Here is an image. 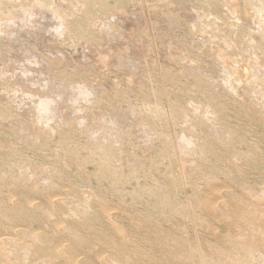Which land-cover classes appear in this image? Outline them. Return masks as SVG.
<instances>
[{
    "label": "bare ground",
    "instance_id": "1",
    "mask_svg": "<svg viewBox=\"0 0 264 264\" xmlns=\"http://www.w3.org/2000/svg\"><path fill=\"white\" fill-rule=\"evenodd\" d=\"M54 1V0H53ZM65 1V0H64ZM63 1V2H64ZM71 3L73 2V4H74V1H71V0H69ZM68 1V2H69ZM77 1V0H76ZM75 1V2H76ZM110 1L111 0H80L79 2L81 3V4H78V5H82V11L81 10H77V9H75L76 11H77V13L78 12H80L79 13V15H77V13H74L75 12V10L72 12L71 10H73L74 8H73V4H71L70 3V5L72 6L71 8V10H70V6H68L69 4H66L65 5V7H66V9L67 10H70L69 12H71V13H68L67 12V10H65V9H63L62 7H60V6H58V5H55L54 3H56V2H58V0L56 1V2H51V0H48V1H46V0H0V21H4L5 23H3V22H0V25H2V23L3 24H6V26L4 27V26H2V27H4L3 29H4V31H2L3 32V34H7L8 36H19L20 37V35L22 34V33H20V32H18V31H16L15 29H14V27H15V25H19V27H20V25L21 24H24V25H26L27 27L29 26V25H27V23L29 22V21H33L32 19H33V17H34V14H33V12H32V6H39L38 8V10H42V9H44L45 11H49V12H51L52 14H51V16H52V18H53V22H54V25H52V21L48 24L47 23V25L48 26H50V24L53 26V27H51L49 30L51 31V30H53L52 32L53 33H50L49 34V36H50V38H51V36H53V34L54 33H56L55 34V37H54V43L57 41L58 42V37H56V36H62V37H60V38H62V39H64L63 37H66V38H68L67 40H70V41H72L73 42V40L74 39H85V40H93V42H95L96 40H98V38L100 37L99 35L101 34H97V32H99L100 30H102V28L98 31V30H96V32L93 30V29H95V27H97L98 28V26H99V24L96 26V22L98 21V19H95L94 20V17L93 16H95L94 14H95V12H98V13H100V12H102V13H104V12H106V11H108L109 9H110ZM122 1H125V0H115V3L117 2V3H121ZM128 1V0H127ZM136 1H138V0H136ZM155 1V0H154ZM158 1H160L159 2V4L161 3V5L162 4H164V3H162L161 2V0H158ZM157 1V2H158ZM163 1V0H162ZM175 1V0H174ZM177 1V0H176ZM179 1V0H178ZM177 1V2H178ZM188 1V0H187ZM197 1V0H196ZM229 4V6H230V8H229V13H230V10H231V13H230V15H231V17H233L232 15H234L235 16V14H237V10H238V13L240 12L239 11V9H236V8H238V7H234L233 5L235 4L236 6L237 5H239V1L238 0H235L236 1V3H238V4H236V3H232V0H226ZM257 1H258V3H257ZM262 1V0H261ZM260 0H247V2L246 1H243V2H246V7H244V11H243V13L242 12H240V15L238 16V18L241 16V14H244L245 16H246V20H248V19H251L252 21H254L255 22V24L257 25V27H259V32H258V39H257V41L259 42V43H262V42H264V3H262ZM60 2H62V1H60L59 0V2L58 3H60ZM67 2V0H66V2H64V4L65 3H68ZM78 2V3H79ZM144 2V1H143ZM151 2L152 3H145V4H148V6H149V4L151 5V7L150 8H152V6L153 5H155V4H157L158 5V3H153V0H151ZM165 2V1H164ZM169 2H170V0H169ZM173 2V1H172ZM180 2H181V0H180ZM234 2V1H233ZM174 3V2H173ZM190 3V2H189ZM194 3V2H193ZM198 3V2H197ZM200 4H201V7L204 9V10H217L218 9V7L221 5V3L219 2V0H202L201 2H199ZM57 4V3H56ZM61 4V3H60ZM64 4H62V5H64ZM142 4H144V3H142ZM168 4V3H167ZM75 5V4H74ZM156 5V6H157ZM187 5V4H186ZM67 6H68V8H67ZM76 6H77V4H76ZM158 6H160V5H158ZM164 6V5H163ZM165 6H166V4H165ZM172 6H174V5H172ZM177 6V5H176ZM191 6V5H190ZM226 6V5H225ZM228 6V7H229ZM77 7H80V6H77ZM114 7H115V5L113 6V9H114ZM125 7H127V6H125ZM167 7V6H166ZM227 7V8H228ZM243 7V6H242ZM241 7V8H242ZM76 8V7H75ZM80 8V9H81ZM120 8H121V6H120ZM119 8V9H120ZM145 8V7H144ZM160 8V7H159ZM158 8V9H159ZM162 8V7H161ZM174 9H176L175 8V6L173 7ZM197 8V7H196ZM223 8V7H222ZM224 8H226V7H224ZM35 9H36V7H35ZM34 9V10H35ZM113 9H111L112 11H113ZM127 8H125V10H126ZM135 9V8H134ZM155 9V8H154ZM165 9V8H164ZM167 9V8H166ZM115 10H117L116 8H115ZM122 10V9H121ZM120 10V11H121ZM130 10V9H129ZM146 10H148V11H150L149 9H146ZM161 10V9H160ZM162 10H163V8H162ZM227 10V9H226ZM36 11V13H38L37 12V10H35ZM44 11V12H45ZM110 11V10H109ZM126 11H128V9L126 10ZM136 11V10H135ZM164 11H166V10H164ZM192 11H193V9H192ZM195 11H198L197 9L196 10H194V12ZM200 11V10H199ZM225 11V10H224ZM242 11V10H241ZM41 12V11H40ZM48 12V13H49ZM111 12V11H110ZM115 12V11H114ZM118 12V11H117ZM116 12V13H117ZM138 12H140L139 14H141V11H138ZM137 12V13H138ZM144 12V11H143ZM143 12H142V14H143ZM151 12H152V9H151ZM149 13L148 12V14H152V13ZM158 12V10H156V13ZM170 12V11H169ZM173 12H174V10H173ZM175 12H177V11H175ZM180 12V11H179ZM178 12V13H179ZM183 12V11H182ZM209 12V11H208ZM42 14H43V10H42V12H41ZM41 13H39V14H41ZM47 13V14H48ZM118 13H120V12H118ZM161 13V12H160ZM185 13V12H184ZM184 13L182 14V15H184ZM196 13V12H195ZM204 13V12H203ZM109 14V13H108ZM111 14V13H110ZM110 14H109V16H110ZM124 13H122V15H123ZM128 15H129V13H127ZM134 14V13H133ZM136 14V13H135ZM147 14V13H146ZM154 14H155V11H154ZM153 14V15H154ZM172 14V13H171ZM180 14V13H179ZM205 14V13H204ZM44 15H46V14H44ZM43 15V16H44ZM104 15V14H103ZM117 15V14H116ZM116 15L114 14V16L116 17ZM131 15V14H130ZM129 15V16H130ZM137 15V14H136ZM135 15V16H136ZM156 15V14H155ZM160 15V14H159ZM168 15V14H167ZM170 15V14H169ZM181 15V14H180ZM197 15H198V13H197ZM238 15V14H237ZM259 15H260V17H262L261 19L262 20H260L259 19ZM46 16H48V15H46ZM113 16V15H112ZM120 16V15H119ZM134 16V17H135ZM138 17H141V16H139V15H137ZM143 16H144V14H143ZM148 16V15H147ZM151 16V15H150ZM185 16V15H184ZM184 16H181V18L180 19H182ZM195 17H196V14L194 15ZM203 16V15H202ZM209 16V15H208ZM37 17V16H36ZM38 17H39V15H38ZM45 17V16H44ZM49 17L50 16H48V19H49ZM97 17V16H96ZM111 17V16H110ZM122 17V16H121ZM137 17V18H138ZM152 17V16H151ZM154 17V16H153ZM152 17V18H153ZM185 17H187V16H185ZM192 17V16H191ZM190 17V18H191ZM198 17H200L199 15H198ZM198 17H197V19H198ZM213 17V16H212ZM236 17V16H235ZM41 19H42V17H40ZM93 18V19H92ZM141 18H143V17H141ZM141 18H139L140 20L139 21H141ZM161 18V17H160ZM178 18V17H177ZM234 18V17H233ZM243 18V17H242ZM241 18V19H242ZM45 19V18H44ZM109 19V18H108ZM107 19V20H108ZM132 19V18H131ZM144 19H145V17H144ZM158 19V18H157ZM162 19V18H161ZM194 19V18H193ZM192 19V20H193ZM200 19V18H199ZM209 19V18H208ZM207 18L204 20V21H206V20H208ZM219 19V18H218ZM34 20H37V19H35V17H34ZM93 20L94 21H96V22H94L93 23ZM110 20V19H109ZM115 20V19H114ZM113 20V21H114ZM121 20V19H120ZM138 20V19H137ZM156 20V19H155ZM175 20V19H174ZM183 20V19H182ZM185 20V19H184ZM183 20V21H184ZM190 20V19H189ZM202 20V19H201ZM240 20V19H239ZM11 21H13V25H11L12 24V22ZM117 21V20H116ZM128 21V20H127ZM130 21V20H129ZM144 21V20H143ZM147 21H148V19H147ZM147 21L145 20L144 22L145 23H147ZM149 21H150V19H149ZM157 21H160V20H157ZM191 21V20H190ZM196 21V20H195ZM194 21V22H195ZM203 21V20H202ZM201 21V22H202ZM216 21V20H215ZM251 21V22H252ZM11 22V23H10ZM37 21H35V23H36ZM40 22H42V21H40ZM43 22H45V20H43ZM47 22V21H46ZM45 22V23H46ZM92 22V23H91ZM135 22V21H134ZM152 22V21H151ZM151 22H149V24H150V26L152 25L151 24ZM154 22V21H153ZM156 22V21H155ZM163 22V21H162ZM192 22V21H191ZM194 22H192L193 23V25L195 26V24H194ZM197 22H199V21H197ZM207 22H212V21H207ZM213 22H214V20H213ZM240 22H241V20H240ZM239 22V23H240ZM106 23H107V21H106ZM115 23V22H114ZM137 23L138 22H136L135 24L137 25ZM160 23V22H159ZM158 22L157 23H155V24H153V25H156V24H159ZM165 23V22H164ZM189 23V22H188ZM204 23V22H203ZM203 23H201L202 25H203ZM220 23V22H219ZM224 23V22H223ZM233 23V22H232ZM235 23V22H234ZM237 23V22H236ZM238 23V24H239ZM243 23H245L244 22V20H243ZM246 23H249V21H247ZM38 24V23H37ZM92 24H93V26L95 25V27L92 29L91 28V26H92ZM103 24H104V22H103ZM110 24V23H109ZM108 24V25H109ZM133 24V23H132ZM161 24V23H160ZM167 24H168V22H167ZM181 24V23H180ZM179 24V25H180ZM191 24V23H190ZM198 24V23H197ZM196 24V25H197ZM209 24L210 23H208V25H207V23L205 22V24L204 25H206V26H208L209 27ZM214 24V23H213ZM212 24V25H213ZM217 24V23H216ZM226 24V23H225ZM231 24V23H230ZM237 24V25H238ZM254 24V25H255ZM30 25L32 26V27H34L33 26V24H31L30 23ZM40 24H38V26H39ZM43 25V24H42ZM45 25V24H44ZM101 25H102V23H101ZM105 25H107V24H105ZM105 25L103 26V27H105ZM108 25H107V27H108ZM164 25H166V23L164 24ZM187 25V24H186ZM203 25V26H204ZM211 25V26H212ZM219 25H221V24H219ZM235 25V24H234ZM234 25L232 26L233 28H234ZM246 25H249V24H246ZM250 25H252L251 23H250ZM110 26V25H109ZM113 26H114V24H113ZM143 26V25H142ZM167 26H170V25H167ZM172 26V25H171ZM170 26V27H171ZM192 26V25H191ZM192 26L191 28L193 29V28H195V27H197V26H199V25H197V26ZM205 26V27H206ZM210 26V27H211ZM217 26V25H216ZM231 26H228V29H229V27H230V29L232 30V28H231ZM236 26V25H235ZM23 27V26H22ZM21 27V28H22ZM26 27V28H27ZM30 27V26H29ZM39 27H41V26H39ZM44 27V26H43ZM114 27H116L115 29H117V25L115 24V26ZM113 27V28H114ZM119 27H120V25H119ZM118 27V28H119ZM122 27V26H121ZM136 27V26H135ZM144 27H148L146 24H144ZM174 27H176V26H173V28ZM205 27H201L200 29V31H202V29H204ZM218 27V26H217ZM240 27V26H239ZM241 27H243V26H241ZM245 27V26H244ZM252 27V26H251ZM0 28H1V26H0ZM16 28V27H15ZM31 28V27H30ZM38 28V27H37ZM36 28V29H37ZM45 28V27H44ZM112 28V27H111ZM125 28V27H124ZM139 28V27H138ZM141 28V27H140ZM151 28H152V26H151ZM159 28V27H158ZM207 28V27H206ZM205 28V29H206ZM220 28H222V29H224V27H222V25H221V27ZM219 28V29H220ZM236 28V27H235ZM245 28H247V27H245ZM249 28V27H248ZM252 28H254V27H252ZM32 29V28H31ZM31 29H29V30H31ZM40 30H42V32L41 33H43L44 31H43V29H41V28H39ZM106 29V28H105ZM105 29H103V30H105ZM108 29H110V28H107V30ZM120 29V28H119ZM119 29H117L116 31H118ZM133 29V28H132ZM144 29V28H143ZM148 29L149 28H147L146 30L148 31ZM152 29H154V30H152ZM151 30L152 31H156L155 30V28L153 27ZM166 29V28H165ZM169 29V28H168ZM167 29V30H168ZM176 29V28H175ZM181 29V28H180ZM189 29V28H188ZM229 29V30H230ZM237 29V28H236ZM236 29H233L234 31L236 30ZM258 29V28H257ZM2 30V29H1ZM17 30H19V29H17ZM23 30V29H22ZM25 30H27V29H25ZM24 30V31H25ZM34 30V29H33ZM107 30H106V32H107ZM114 30V29H113ZM124 30V29H123ZM131 30V29H130ZM141 30V29H140ZM150 30V29H149ZM162 30V29H161ZM160 30V31H161ZM190 30V29H189ZM195 30H196V28H195ZM195 30H193V32L195 31ZM226 30V29H225ZM224 30V31H225ZM230 30V31H231ZM21 31V30H20ZM38 31V30H37ZM45 31H46V28H45ZM111 32H112V30H110ZM126 31V30H125ZM125 31H124V34H125ZM131 31H133V30H131ZM137 31H139L138 29H137ZM144 31V30H143ZM159 31V32H160ZM166 31V30H165ZM164 31V29H163V31H162V33H164L165 32ZM168 31H171V28L168 30ZM172 31H174V30H172ZM176 31H178V29L176 30ZM199 33H201L200 31H199V29L197 30ZM223 31V30H222ZM228 30H226V32L225 33H223V35L225 34L226 35V33H228L227 32ZM240 31V30H239ZM241 31H242V29H241ZM248 31V30H247ZM256 31H258V30H256ZM256 31H251L252 33H254L255 35L254 36H256L257 34V32ZM102 32H105V31H102ZM104 33V34H107V33ZM108 32H109V30H108ZM121 32H123L122 30H121ZM126 32H128V31H126ZM140 32V31H139ZM138 32V37H139V35L141 34V33H139ZM142 32V31H141ZM150 32V31H149ZM183 32V31H182ZM189 32V31H188ZM233 32V31H232ZM249 32H250V30H249ZM256 32V33H255ZM18 33H20V35L18 34ZM25 33V32H24ZM30 33V32H29ZM33 33H35V32H33ZM37 33V32H36ZM35 33V34H36ZM39 33V32H38ZM37 33V34H38ZM39 34V36L41 35L43 38H45L44 36H46L45 34ZM115 33V32H114ZM118 33H119V31H118ZM132 33V32H131ZM134 33V32H133ZM145 33H147V32H145ZM151 33H154V32H151ZM156 33H158L157 31H156ZM155 33V34H156ZM169 33V32H168ZM167 33V34H168ZM202 33H204V31H202ZM219 33V32H218ZM218 33H216L217 35H218ZM220 33H221V31H220ZM219 33V34H220ZM236 33H238V31L236 32ZM3 34H1V37L3 36ZM27 34V33H26ZM32 34V33H31ZM34 34V35H35ZM112 34H113V32H112ZM128 34V33H127ZM127 34H125V35H127ZM144 34V33H143ZM147 34H149L150 35V33H147ZM155 34H153V37H154V35ZM165 34V33H164ZM207 34H211V33H204V37L203 36H201V38L203 37V38H205L206 40H207V38H206V35ZM229 34V33H228ZM230 34H231V32H230ZM7 35H5V36H7ZM25 35V34H24ZM23 35V37H26V36H24ZM115 35V34H114ZM119 36H121L120 34H118ZM129 35H132V34H129ZM133 35H135V34H133ZM157 35H159V34H157ZM156 35V36H157ZM170 35V34H169ZM213 35H215V34H212V36ZM224 35V37L225 38H227L226 36ZM231 35H233V33L231 34ZM237 35V34H236ZM235 35V36H236ZM241 35V34H240ZM245 35H246V33H245ZM22 36V35H21ZM28 36V35H27ZM48 36V37H49ZM102 36H103V34H102ZM105 37H106V35H104ZM108 36H109V34H108ZM113 36V35H112ZM119 36H117L116 35V37H119ZM123 36V35H122ZM143 36V35H142ZM172 36H173V34H172ZM171 36V37H172ZM209 36V37H208ZM207 37L208 38H210V36L211 35H208ZM221 36H222V34H221ZM230 36V35H229ZM229 36H228V38H229ZM249 36V35H248ZM0 37V39H2L3 40V38L4 37H2L1 38ZM22 37V38H23ZM29 37V36H28ZM41 37V38H42ZM48 37H47V39H48ZM111 37V36H110ZM114 37V36H113ZM112 37V38H113ZM124 37V36H123ZM127 37V36H126ZM143 37H145V36H143ZM149 38H151L152 39V36L150 37V36H148ZM158 37V36H157ZM170 37V38H171ZM183 37V36H182ZM182 37H180V38H182ZM219 37V36H218ZM238 37V36H237ZM239 37H241V36H239ZM5 38H7V37H5ZM9 38H11V37H8L7 39L8 40H10V42L12 41L11 39H9ZM14 38V37H13ZM21 38V37H20ZM125 38V37H124ZM129 38V37H128ZM133 38H135V37H133ZM137 38V37H136ZM145 38H147V36L145 37ZM161 38V37H160ZM228 38L227 39H223V40H228ZM245 38V37H244ZM249 38V37H248ZM15 40H16V38H14ZM30 39H31V37H30ZM30 39H26L27 41L26 42H28ZM33 39V38H32ZM53 39V38H52ZM52 39H50V40H52ZM57 39V40H56ZM62 39H61V42H63L62 41ZM114 39H116V38H114ZM113 39V40H114ZM120 40L122 39L121 37L119 38ZM141 39V38H140ZM150 39V40H151ZM157 39V38H156ZM183 39V38H182ZM182 39H181V41H182ZM218 39V38H217ZM216 39V40H217ZM231 39V38H230ZM233 39H236V37L235 38H233ZM17 40H18V38H17ZM40 40H42V39H40ZM46 40V39H45ZM75 40V41H76ZM84 40V41H85ZM95 40V41H94ZM110 40V39H109ZM116 40H118V38L116 39ZM129 40H132V38L131 39H129ZM147 40H149V39H147ZM160 40V39H159ZM163 40V39H162ZM171 40V39H170ZM172 40H175V39H173L172 38ZM171 40V41H172ZM201 40V39H200ZM211 40H213V41H215L216 42V40H215V38H211ZM210 40V42H212L213 43V41H211ZM220 40V39H219ZM223 40H222V42H223ZM237 40H240V39H238L237 38ZM247 40V39H246ZM255 40V39H254ZM253 40V38H252V36L250 35V38H249V40H247V41H249L250 42V44H258L257 42H255ZM33 41V40H32ZM43 41V40H42ZM53 41V40H52ZM74 41V43H77V42H75ZM80 41V40H79ZM115 41V40H114ZM136 42V40H132L131 42ZM139 41V40H138ZM137 41V42H138ZM146 41V40H145ZM155 41V40H154ZM176 41V40H175ZM202 41V40H201ZM209 41V40H208ZM226 41H224V42H226ZM231 41V40H230ZM235 41V40H234ZM245 41V40H244ZM244 41H241V43L243 42L244 43ZM2 42V41H1ZM6 42V41H5ZM5 42H3V43H5ZM17 42H20V41H16V43ZM56 42V43H57ZM60 42V43H61ZM65 42V41H64ZM71 42V43H72ZM90 42V41H89ZM88 42V43H89ZM113 42V41H112ZM141 43H143V41H140ZM153 42V41H152ZM152 42H150V43H152ZM157 42V41H156ZM165 42H166V40H165ZM164 42V43H165ZM170 42V41H169ZM168 42V43H169ZM174 42V41H173ZM173 42H172V44H173ZM203 42V41H202ZM220 42V41H219ZM221 42V43H222ZM3 43H2V45L1 46H3ZM13 43H14V40L12 41V45H13ZM22 43V47H23V43L25 44V41L24 42H21ZM32 43V42H31ZM36 43H39V38H38V42H36ZM41 43V42H40ZM42 43H45L46 44V42L44 41V42H42ZM59 43V42H58ZM59 43V44H60ZM66 43V42H65ZM64 43V45H66ZM70 43V42H69ZM69 44L70 46L72 45V44ZM79 43V42H78ZM77 43V44H78ZM88 43H84L85 45H87ZM91 43V42H90ZM98 43V42H97ZM96 43V44H97ZM122 43V42H121ZM159 43V42H158ZM167 43V44H168ZM176 44H177V42H175ZM181 43V42H180ZM183 43V42H182ZM216 43H218V42H216ZM227 43V42H226ZM235 43V42H234ZM237 43V42H236ZM239 43H240V41H239ZM9 44L10 43H8V45H6V44H4V45H6V51H7V46L9 47ZM44 44V45H45ZM47 44H52L51 42L49 43L48 41H47ZM63 44V43H62ZM110 44V43H109ZM114 44V43H113ZM132 44V43H131ZM139 44V46L141 47V44L140 43H138ZM156 44V43H155ZM161 44H163V43H161ZM166 44V43H165ZM203 44H204V42H203ZM205 44H206V42H205ZM208 44H210V43H208ZM215 44V43H214ZM220 44V43H219ZM219 44H218V46H219ZM231 44V43H230ZM229 44V45H230ZM249 44V45H250ZM11 45V46H12ZM17 45H19V43H17ZM34 46H36V44H33ZM32 45V46H33ZM49 45H48V49L52 46H50L49 47ZM73 45H76V44H73ZM72 45V46H73ZM90 45V44H89ZM92 46H93V43L91 44ZM98 46H100V44H97ZM143 45V44H142ZM157 45V44H156ZM171 45V44H170ZM175 45V44H174ZM181 45V44H180ZM212 47H213V45L212 44H210ZM224 45H226V46H224ZM232 45L233 44H231V49H230V46H227V44H222V46L221 47H223L224 46V48H221V50H219L217 47L218 46H216V48L218 49L216 52H214L215 53V59H216V61H218L219 62V64H222V68H223V73L225 72L226 74H224V75H227V77H224L225 79H224V81H225V85L227 86V88H228V90L230 91H228L229 93L228 94H230L231 92H232V94L234 93V94H237V95H239L238 94V88H239V86H243V90H244V94H245V91H247V90H249L250 89V91H252V92H246V93H249V94H251V93H254L255 94V96H254V94H251V95H253L254 97H250V98H254V99H252L253 101L252 102H254V100H256V102H257V104L260 106V108L261 109H259L258 108V111L259 110H261V111H259V112H257V111H252L253 110V108L251 107L252 106V102L251 101H249L250 103H251V106L249 105H244V107L245 106H248V107H250V108H252V110L251 111H248L247 109H250V108H247L246 109V107H245V111H246V114H247V112H250V115H248L249 117H254L256 120H258V121H255V122H259V121H263L264 120V113H262V107L264 106V59L263 58H261V57H263V56H261L260 57V60H261V62L258 60L259 58L257 57V53H255V54H253V55H255L254 57L252 56V51H250L249 49V47L250 46H252V45H248L249 47V49L247 50V46L245 47V49L247 50V51H250V53L248 52V54L247 55H249V54H251V56L253 57V59L251 60V62H250V59L248 60L250 63H252V64H250V65H252V68H253V71L254 72H258L256 75H253L254 73H250L249 74V72L250 71H248L247 72V69H244L243 71H241V70H239V68H237L236 66H238V65H236V66H234L235 64H237L238 63V61H237V59H235V53L236 52H238L237 51V48H234V47H236V44H235V46L233 45V47H232ZM239 45V44H238ZM246 45V44H245ZM9 47V49L11 48V51L13 50V46H14V50H16V48H19V49H24V47L22 48L21 46V48L18 46H15V45H13L12 47ZM25 47H26V45H24ZM27 46H28V44H27ZM67 46V45H66ZM65 46V47H66ZM71 46V47H72ZM84 46V45H83ZM98 46H96V47H98ZM146 46V45H145ZM154 46V45H153ZM158 46V45H157ZM157 46H154V47H157ZM161 46V45H160ZM160 46H159V48H160ZM163 46V45H162ZM176 46H178V45H176ZM203 46V45H202ZM202 46H200V49H198V50H203L204 49V47H202ZM215 46V45H214ZM243 45H240V47H242ZM30 47H31V44H30ZM40 47V46H39ZM53 47H56V46H53ZM59 47H60V45H59ZM59 47H57L58 48V51L56 50V48H54V50H56L57 51V53H54L55 51H53L52 53L54 54V55H61L59 52ZM64 47V48H65ZM69 47V46H68ZM75 47V46H74ZM78 47V46H77ZM89 47V46H88ZM91 47V46H90ZM93 47H95V46H93ZM94 48L96 51L95 52H97V51H100V50H98L97 48ZM134 47V46H133ZM184 47V46H183ZM208 47V46H207ZM211 47V48H212ZM26 48H28V47H26ZM32 48V47H31ZM30 48V49H31ZM44 48H47V47H43V49ZM52 48V47H51ZM50 48V50H52ZM84 48L85 47H83V51H84ZM92 48V47H91ZM120 48H122L123 49V47H120ZM125 48V47H124ZM137 48V47H136ZM144 48V47H143ZM143 48H139L140 50L141 49H143ZM146 48V47H145ZM158 48V49H159ZM165 48V47H164ZM182 48V47H181ZM180 48V49H181ZM187 48V47H186ZM202 48V49H201ZM216 48H214V49H216ZM232 48H234V49H232ZM244 48V47H243ZM252 48V50L254 49V51L253 52H255V49L256 48H254V47H251ZM2 49H4L3 47H2ZM4 49V50H5ZM37 49V47H35V49H33V50H31V51H34V50H36ZM39 49H41V48H38V50ZM48 49H45L46 51L48 50ZM82 49V48H81ZM117 48H115V50H116ZM126 49V48H125ZM125 49H123V50H125ZM135 49V48H134ZM154 49H157V48H154ZM167 49H170V48H167ZM175 49V48H174ZM179 49V50H180ZM183 49V48H182ZM185 49V48H184ZM184 49L182 50V51H184ZM230 49V50H229ZM37 50V51H38ZM45 50H42L43 52L45 51ZM49 50V52H51ZM74 50H75V48H74ZM85 50H86V48H85ZM90 50H92V51H94L93 50V48L92 49H90ZM102 50V49H101ZM106 50V49H105ZM104 50V51H105ZM112 50V49H111ZM114 50V49H113ZM119 50V49H118ZM121 50V49H120ZM138 50V49H137ZM144 50V49H143ZM143 50H142V52H143ZM146 50H147V48H146ZM159 50H161V49H159ZM158 50V51H159ZM206 50V49H205ZM205 50H204V52H205ZM208 50V49H207ZM213 50V49H212ZM233 50V51H232ZM243 50V49H242ZM242 50H240L239 49V54H241L242 52H240V51H242ZM262 50L264 51V48L262 47ZM0 51H2V52H5V51H3V50H1L0 49ZM18 51H20V50H18ZM17 50L16 51H14V52H18ZM21 51H23V53L25 54V49L24 50H21ZM28 51H29V48H28ZM31 51H29V52H27V50H26V52L27 53H29V55L31 54V56H32V58L33 57H35V54H32V52ZM42 51H40L39 50V52L38 53H40V52H42ZM45 51V52H46ZM117 51V50H116ZM115 51V53H117ZM148 51V50H147ZM153 51V50H152ZM151 51V52H152ZM165 51H167L166 50V48H165ZM164 51V52H165ZM171 51V50H170ZM186 52H185V54H188L189 53V55L191 54V51L190 52H188L187 51V49L185 50ZM215 51V50H214ZM244 51V50H243ZM2 52H0V53H2ZM14 52H12L11 54H13V55H11V54H9V55H11V56H9V57H12L13 59H14V57H16L17 55L16 54H18V53H15V56H14ZM31 52V53H30ZM35 52V51H34ZM64 51H62V53H63ZM73 52H76V51H73ZM89 52H91V51H89ZM119 52H121V51H119ZM136 52V51H135ZM141 52V51H140ZM139 52V53H140ZM146 52V51H145ZM149 52V51H148ZM157 52V51H156ZM160 52V51H159ZM161 52H163V51H161ZM188 52V53H187ZM196 52V51H195ZM195 52H193V53H195ZM244 52H246V51H244ZM256 52H257V50H256ZM6 53V52H5ZM21 53V52H20ZM27 53H26V55H27ZM48 53V52H47ZM65 53V52H64ZM99 53V52H98ZM100 53H101V51H100ZM112 53H114V52H112ZM114 53V54H115ZM127 53H129V52H127ZM131 53H132V51H131ZM131 53H129V54H131ZM154 53H155V51H154ZM179 52H177L176 54H178ZM182 53V52H181ZM181 53H179V54H181ZM213 53V52H212ZM213 53V54H214ZM247 53V52H246ZM8 54H7V57L6 58H3V59H7L8 58ZM43 54V53H42ZM45 54V53H44ZM65 54H67V53H65ZM106 54H107V50H106ZM105 53H104V55H106ZM110 54H111V51H110ZM120 54V53H119ZM135 54V53H134ZM133 54V55H134ZM137 54V53H136ZM147 54V53H146ZM158 54V53H157ZM162 54V53H161ZM170 54V53H169ZM196 54V53H195ZM207 54H208V52H207ZM209 54H211L210 52H209ZM209 54H208V56H209ZM238 54V53H237ZM238 54V55H239ZM2 55V54H1ZM6 55V54H5ZM18 55H20V54H18ZM28 55V56H29ZM50 55V54H49ZM73 55V54H72ZM97 55V54H96ZM101 55V54H100ZM104 55H102V57H104ZM109 55V54H108ZM108 55H106V56H108ZM113 55V54H112ZM117 55H118V53H117ZM122 54H120V55H118V56H121ZM138 55V54H137ZM140 55V54H139ZM143 55H144V52H143ZM159 55H160V53H159ZM168 55V54H167ZM188 55V56H189ZM197 55V54H196ZM238 55H237V57H238ZM244 55H245V53H244ZM244 55H242V56H244ZM2 56H4V55H2ZM14 56V57H13ZM22 56H23V54L21 55V58H22ZM39 56V55H38ZM40 56H41V54H40ZM39 56V57H40ZM43 56V55H42ZM46 56V55H45ZM63 56H66V55H63ZM68 56H69V54H68ZM71 56V55H70ZM105 56V58L108 60V58ZM115 56V58H117L116 57V55H114ZM124 56H126V57H124ZM123 57L124 58H127V55H124ZM129 56V55H128ZM130 56H132V55H130ZM179 56H182V55H179ZM179 56H178V59H179ZM185 56H187V55H185ZM193 56H195V55H193ZM192 56V57H193ZM258 56H260V55H258ZM61 57V56H60ZM109 57H110V55H109ZM122 56L119 58L120 60H121V58H123ZM144 57V56H143ZM143 57H141V58H143ZM147 57V56H146ZM170 57V56H169ZM173 57V56H172ZM175 57V56H174ZM191 57V58H192ZM213 57V58H214ZM240 57H241V55H240ZM239 57V59H241ZM245 57H246V55H245ZM0 58H1V56H0ZM1 58V60H2V62L4 61V62H9L8 60L9 59H11V58H9L8 60H3ZM19 58H20V56H19ZM21 58H20V60H21ZM24 58V57H23ZM22 58V59H23ZM31 58V59H32ZM36 58V57H35ZM35 58H34V60H35ZM40 58H42V57H40ZM40 58H36V59H40ZM91 58V57H90ZM89 58V59H90ZM100 58V57H99ZM97 59V60H99V61H103L102 59L100 60V59ZM104 58V59H105ZM111 58H113V57H111ZM136 58H138L137 56H136ZM197 56H196V59H194V60H197ZM210 58H212V56L210 57L209 56V59ZM254 58H255V60H254ZM16 60H17V58H15ZM26 59H27V56H26ZM105 59V60H106ZM133 59H135L134 57H133ZM133 59H129V57H128V61H124L125 59H123V61L124 62H126V64L129 62V60L130 61H133ZM178 59H176V60H178ZM28 60V59H27ZM27 60H25L24 59V61H25V63L24 64H22V65H25V64H27ZM33 60V59H32ZM40 60H43L44 61V59H40ZM40 60H39V64H37L36 62H37V60L36 61H34L35 62V64H37V66L38 65H43L44 64V62L42 63V61H41V63H40ZM91 60H92V58L90 59V60H88V63L89 62H91ZM106 60V61H107ZM112 60V59H111ZM115 60V59H114ZM114 60L112 61V63H114ZM139 60V59H138ZM138 60H135V61H137V63H139L138 62ZM141 60V59H140ZM139 60V61H140ZM146 60V59H145ZM173 60V59H172ZM185 60V59H184ZM214 60V59H213ZM254 60V62H252ZM15 61V60H14ZM12 61V64L13 63H17L18 61ZM22 61V60H21ZM86 61V60H85ZM95 61H96V59H95ZM98 61V62H99ZM106 61H104V63L106 64L107 62ZM110 60H108V62H109ZM119 61V60H118ZM117 61V62H118ZM135 61H133V62H135ZM141 61H143V63H144V60L142 59ZM148 60H146V62H147ZM187 62H186V64L188 63V60H186ZM189 61H190V58H189ZM193 61V60H192ZM215 60L213 61V62H216ZM242 60H240V62H241ZM245 61V60H244ZM247 61V62H248ZM6 62V63H7ZM11 62V61H10ZM9 62V63H10ZM31 62V61H30ZM111 62V61H110ZM115 62H116V60H115ZM123 62V63H124ZM182 62V61H181ZM196 62V61H195ZM239 62V63H240ZM247 62H246V64H247ZM249 62H248V64H249ZM20 63H22V62H20ZM29 63V62H28ZM32 64H34L33 63V61L31 62ZM94 63V62H93ZM100 63V62H99ZM98 63V64H99ZM122 62H121V64H123ZM238 63V64H239ZM242 63V62H241ZM4 64V63H3ZM3 64H1V65H3ZM8 64V63H7ZM7 64H6V66H7ZM91 64H92V62H91ZM95 64H96V62H95ZM104 64V65H105ZM120 64V63H119ZM120 64V65H121ZM125 64V63H124ZM131 64V63H130ZM130 64H127V66L128 65H130ZM140 64V63H139ZM146 64V63H145ZM149 64H151V63H149ZM149 64H146V65H149ZM190 64V63H189ZM189 64H187V65H189ZM199 64H200V62L199 63H197V65L199 66ZM213 64V63H212ZM211 64V65H212ZM245 64V65H246ZM248 64H247V67L246 68H250V66L248 67ZM9 65V64H8ZM16 65V64H15ZM15 65H10V66H15ZM17 65H19V63H17ZM103 65V62L102 63H100V65L99 66H102ZM103 65V66H104ZM109 65V64H108ZM113 65H115V64H113ZM112 64H111V66H113ZM117 65H118V63L115 65L116 66V68H117ZM132 65V64H131ZM133 65H137V64H135V63H133ZM145 65V67H147ZM157 65V64H156ZM187 65H185V66H187ZM192 65H193V62H192ZM194 65H195V63H194ZM193 65V66H194ZM201 65V64H200ZM214 65V64H213ZM35 66V68L37 67L36 65H33V67ZM94 65H91V67H93ZM106 66V65H105ZM119 66V65H118ZM122 66V65H121ZM120 66V67H121ZM125 66L126 65H124V66H122V67H124L125 68ZM151 66V65H150ZM149 66V67H150ZM189 66H191V64L189 65ZM196 66V65H195ZM215 66H218V64L216 63V65ZM239 66H241V65H239ZM243 66V65H242ZM19 67V66H18ZM27 67V66H26ZM33 67H31V64H30V68H33ZM90 67V66H89ZM110 67V66H109ZM108 67V68H109ZM158 66H156L155 67V69L157 68ZM160 67L161 66H159V70H160ZM164 67V66H163ZM169 67V66H168ZM167 67V68H168ZM180 67V66H179ZM192 67V66H191ZM202 67V66H201ZM218 67H221V66H218ZM244 67V66H243ZM243 67H242V69H243ZM8 68V67H7ZM6 68V69H7ZM19 68H21V72H24L22 69H25V73L24 74H26L28 71L26 70V68H24V67H22V66H20ZM28 68V67H27ZM38 68V67H37ZM36 68V69H37ZM94 68V67H93ZM98 68V67H97ZM100 68V67H99ZM105 68H107V67H105ZM105 68H103V69H105ZM113 68V67H112ZM112 68L110 67L109 69H111L112 70ZM115 68V67H114ZM119 68V67H118ZM129 68V70H131L130 69V67H128ZM151 68L153 69V65L151 66ZM177 68H178V66H177ZM185 68V67H184ZM184 68H182V69H184ZM198 68V67H197ZM200 68V67H199ZM198 68V69H199ZM0 69H2V70H6V69H3V67H0ZM34 69V68H33ZM102 69V68H101ZM123 69V68H122ZM127 69V68H126ZM126 69H124V70H126ZM147 69H149V68H147ZM152 69H151V71H152ZM165 69V68H164ZM171 69V68H170ZM173 69V68H172ZM186 69V68H185ZM189 69V68H188ZM188 69L186 70V71H188ZM2 70H1V72H2ZM29 70V69H28ZM107 70V69H106ZM111 70H109V71H111ZM117 70V69H116ZM121 70V69H120ZM141 70H143V69H140V71ZM157 70V69H156ZM155 70V71H156ZM197 70V69H196ZM200 70H203L202 68L200 69ZM252 70V69H251ZM7 71H9V70H7ZM27 71V72H26ZM34 71H35V69H34ZM103 71V70H102ZM105 71V70H104ZM103 71V72H104ZM118 72H121V71H119V69L117 70ZM127 71V75H126V77H129L128 75H129V73H132V72H128V70H126ZM135 71V70H134ZM145 70H143L142 72H144ZM164 71V70H163ZM162 71V72H163ZM168 71V69L166 70V72ZM182 71V70H181ZM185 71V70H184ZM192 71H195V70H192ZM199 71V70H198ZM261 72V75H259L260 74V72ZM5 71H3V73H4ZM32 72V71H31ZM40 73H41V71H39ZM99 72H101V71H99ZM112 72V71H111ZM124 72V71H123ZM122 72V73H123ZM138 72V71H137ZM159 72V71H158ZM162 72H161V75H162ZM165 72V73H166ZM2 73V74H3ZM13 73V72H12ZM32 73H34V74H37V73H35V72H32ZM32 73H27V74H30V75H32ZM40 73H38V74H40ZM135 73H136V71H135ZM141 73V72H140ZM149 73V72H148ZM165 73H163V74H165ZM174 73V75L176 74L175 73V71L173 72ZM183 73H186L187 74V72H183ZM201 73H203V72H201ZM24 74L22 73V75H20V78H22V80L24 79V78H28V77H32V76H30V75H27L26 74V76H24ZM133 74H134V72H133ZM138 74H139V72H138ZM160 73H158V76H159V79H160V75H159ZM194 74V73H193ZM196 74V78H197V73H195ZM252 74V75H251ZM5 75V74H4ZM6 75H12V74H10V72H9V74L7 73ZM5 75V76H6ZM13 75H16V74H13ZM13 75H12V77H13ZM72 75V74H71ZM74 75V74H73ZM144 75V74H143ZM156 75H157V73H156ZM174 75H172V76H174ZM187 75H190V74H187ZM192 75V74H191ZM206 75V74H205ZM251 75V76H250ZM3 76V75H2ZM22 76V77H21ZM130 76H132L133 78H131L130 79V77H129V79H128V81L130 82V84L132 83L133 84V82H131V80L132 79H134V77L136 76H133V75H130ZM138 77L140 76V75H137ZM184 76V75H183ZM182 76V77H183ZM7 78H8V76H6ZM5 77V78H6ZM35 77V76H34ZM34 77H32V79L34 78ZM100 77V76H99ZM140 77H142V76H140ZM143 77H145V76H143ZM166 80H170L171 78V76L170 77H167V75L166 76H163ZM162 77V78H163ZM178 77H180V76H178ZM185 77V76H184ZM186 77H188V76H186ZM191 77V76H190ZM193 77V76H192ZM194 77V78H195ZM200 77V79H201V76H199ZM251 77V78H250ZM26 78V79H27ZM62 78V77H61ZM101 78V77H100ZM123 78V77H122ZM125 78V77H124ZM137 78V77H136ZM206 78V77H205ZM204 78V79H205ZM208 78V77H207ZM223 78V77H222ZM221 78V79H222ZM2 79V78H1ZM25 79V85L27 84V85H29V83H27L26 81L28 80H26ZM30 79V78H29ZM32 79H30V81L32 80ZM70 79V78H69ZM105 79L106 80H108L107 79V77H105ZM105 79H103V80H105ZM127 79V78H126ZM137 79H139V78H137ZM148 79V81H149V78H147ZM164 79V80H165ZM184 79H186V78H184ZM191 79V78H190ZM250 79V80H249ZM9 80H11V78L9 79ZM34 80V79H33ZM37 80L38 79H36V83H35V85L37 86V84L39 85V83H37ZM75 80H77V79H75ZM95 80H97V79H95ZM94 80V81H95ZM141 80V79H140ZM139 80V81H140ZM143 80H145V79H143ZM187 80H188V78H187ZM195 80V79H194ZM199 80V79H198ZM203 80V79H202ZM7 82H9L8 80H6ZM72 81H73V79H72ZM92 81V80H91ZM90 81V82H91ZM100 81H102L101 79H100ZM110 81V80H109ZM117 81H119L118 79L116 80V82ZM127 81V80H126ZM127 81V82H128ZM134 81V80H133ZM135 81H137L136 79H135ZM139 81H138V83H139ZM147 81V82H148ZM150 81H151V79H150ZM150 81H149V83H150ZM154 80L152 79V82H153ZM160 81V80H159ZM163 81V80H162ZM172 81L174 82V80L173 79H171V83H172ZM180 81V80H179ZM205 81V80H204ZM210 81V80H209ZM220 81V82H221ZM243 81H247L246 83H247V85L245 84V83H243ZM29 82V81H28ZM35 82V81H34ZM38 82H39V80H38ZM97 82H99L98 80H97ZM104 82H106V81H104ZM112 82V81H111ZM122 82V81H121ZM125 81H123V83H124ZM127 82L125 83V84H127ZM146 82V83H147ZM167 82H170V81H167ZM187 82V81H186ZM194 82V81H193ZM208 82V81H207ZM212 82V81H211ZM217 81L215 80V83H216ZM9 83H11V82H9ZM32 83V84H31ZM31 83H30V85H31V87H29V88H27L28 89V91L29 90H31L35 85L33 84V82L31 81ZM45 84H46V82H44ZM75 83V82H74ZM74 83L72 82V84H71V80H70V82H69V84L68 85H66V88H67V86H68V88H70L72 91H74V93L71 91V93L70 92H68V93H70V94H68L67 92V94L68 95H65L66 96V98H67V96H68V98H69V96L73 93L74 95H71L72 97L71 98H69L68 100H65L64 99V101L62 100L63 98H61V95H59V94H57L58 96H57V98L59 99H61V100H59L58 101V99H56V95L54 96L55 98H51V97H48L47 96V94L49 93V94H51L50 93V91H52V90H49L48 88H49V86H48V88H45L47 85H49L48 83H47V85H45V86H43V85H41V89H42V92H44V96H45V92L47 93L46 94V97L44 98V99H39L38 101H37V99H36V101H34V102H36L35 103V105H33V100L40 94V93H38L37 94V96H35V97H31V99H33V100H29L30 101V103L29 104H31V102H32V104H31V106L33 105L34 106V110H35V112H33V114L35 113L36 115H35V119H36V121H35V123L37 122V124L36 125H38L39 124V126H40V123L42 124V126L41 127H39V128H41L40 129V131H43V134L45 133L47 136H49V137H52L53 135L54 136H57V137H60L59 135H61V134H63L64 136H66V138L64 139L63 137H61V138H63L64 139V141H65V144L67 143V145H66V148L63 150V153L64 154H67V155H70L71 157V159L73 160V161H75L77 158H78V160H76L75 162H76V170L78 169V171H76V172H79V171H83V172H85V176H87L88 177V179H90L91 178V176L92 175H94V174H97V173H94L93 171L92 172H90V171H88V167H89V165H79V164H77L78 162L77 161H80V158H81V156H80V153H81V151H87L88 152V154H89V156H86V157H88L87 159H83V161H82V164H85V162L86 163H92V164H95V162L98 164V168L100 169V170H98L99 171V173H101V171L103 172L104 171V178L105 179H107L108 181H111V183H112V185H110L109 186V190H108V192H110L109 194L107 193V194H105V196H103L102 195V193H101V191L100 190H98V191H95V190H93L92 188H90L89 190H86L85 191V188L81 185V183L80 182H77V181H75V179L73 178V177H71V175L69 174V173H66V172H64V171H59V172H57L58 171V168H60L59 167V165H54V168H53V165L51 164V166H52V168L51 169H49V170H45V169H47L48 167H49V165H41V163H44L43 162V160H41L42 159V155L41 154H39L40 153V151L38 150V149H36V147H35V145L33 144V143H31L30 144V138H26V133L27 132H29V130L31 129L30 127V129L28 130H26L27 132H25V130H23V128H22V126L21 125H24L23 123L20 125V128L25 132V139H22V138H18L17 139V137H16V139L18 140V141H20V142H22L23 143V145H26V146H31V147H29L30 148V150L32 149L33 151H36V150H38L39 151V153L38 152H33V158H32V160H34V162L32 163L31 161H26V164H25V162H23L24 160H26L27 159V157H26V159H23L22 157H21V155H22V153H21V155L18 153L19 151H18V147L16 146V144H12L11 142H7V141H4V140H0V144H2V142H3V144H5V142H7L8 144H9V146L7 147V149H8V152H4V153H0V264H264V192L263 191H260L261 192V194H259V192H256V195L253 197L252 195H247V198H245V197H243L242 195H240L237 191H235V192H237V193H233V192H228V193H226V198H227V200H224V201H220L221 200V196L219 195H216V193H218V191L221 189V188H224V187H226L227 189H230V188H228V187H230V181L227 179V181H229V182H227L226 181V183L227 184H229V186H227L225 183H221L220 182V180H219V183H215V182H213V183H205V185L206 186H203L204 184H201L203 187H201V185H199L200 183H198V181H197V177H196V180L194 179L193 180V184H192V187H194L193 185H198V187H195L196 189H195V191L193 192V194L192 195H187L186 196V200L185 201H183L180 197H178V191H179V187H180V185H181V187L180 188H182L183 186H184V188H185V186H187V185H190V184H187V181H189V174H187L186 172L184 173V169L185 170H187L186 168H182V166L184 165V162H182V164L183 165H181V158H180V156H178L180 159H178V157L177 156H175V157H173V156H171L172 154H174L175 155V153H172V154H170V151H169V148H171V146H170V144L171 145H175V141L174 142H172L173 140L171 139V137L169 138H167L168 140L169 139H171L170 141H171V143H170V141H168L167 142V145H168V147H167V145L166 146H164V150H160L159 148H156V152H157V150L159 149L160 151H158L157 152V156H158V158L157 159H152L151 160V162H150V165H146V163H145V161L144 160H149L150 158H147V159H144V157L142 158V157H137V156H135V157H137L138 159L136 160H134V161H132L134 158H132V157H130V159H132V160H129V162L130 161H132L133 163H135L136 162V165H133L132 167H130L131 169H129L130 171V173L127 171V173L125 174L124 173V168L127 166V165H129V163H127L126 164V166H121V165H117L118 163H119V161H118V163L116 164H114L113 163V161H116V160H118V157L120 156V149L117 147H115V144L116 143H118V142H116L117 141V139H116V141H114L113 139H110L109 137H107L108 135H107V133H105V130H107V129H111L112 128V126L114 125L113 123H116L115 121L113 122V121H111L107 116H109V115H105L109 120H110V124L112 125V126H110L111 128H108L109 127V123H107L106 121H105V123L104 122H100L96 117V119L99 121L98 123L96 122V121H94V119H89V107L90 108H92V106H93V104H95V103H91L92 104V106H88V105H90V101H91V97H94V99H95V101L98 99V98H100L101 97V100H102V97L103 96H106V95H108V97H110V95L109 94H113V93H108V91H107V94H103V96H102V93H101V88L99 89L98 88V90H100V91H98V93H97V87H99L98 85H96V86H90V85H85V83H83V82H78V84H77V82H76V84H77V87H76V85L74 86ZM92 83H94V82H92ZM95 83H96V81H95ZM115 83V82H114ZM114 83H112V85L114 84ZM118 83V82H117ZM138 83H137V85H138ZM141 83H142V80H141ZM148 83V85L150 86V85H152V83L151 84H149ZM163 83H164V81H163ZM177 83H179V82H177ZM181 83V82H180ZM188 83H192V81L191 82H188ZM206 83V82H205ZM213 83V82H212ZM241 83L242 84H245V85H241ZM2 81H1V86H2ZM5 84V83H4ZM41 84H42V82H41ZM99 84V83H98ZM102 84V83H101ZM124 84V85H125ZM155 84V83H154ZM172 84H174V83H172ZM184 85H185V83H183ZM193 84V83H192ZM194 84H195V82H194ZM193 84V85H194ZM196 84H198V83H196ZM195 84V85H196ZM208 84V83H207ZM219 84H221V83H218L217 85H219ZM223 84V85H224ZM8 85H10V84H8ZM29 85V86H30ZM34 85V86H33ZM70 85V86H69ZM79 85V86H78ZM92 85H94V84H92ZM128 85V84H127ZM142 85V84H141ZM145 85H147V84H144V86ZM165 85H167V83L166 84H164V86ZM168 85H169V83H168ZM193 85L191 86L192 88H193ZM212 85V84H211ZM223 85H222V87H223ZM4 86V85H3ZM33 86V87H32ZM35 86V87H36ZM103 86V85H102ZM101 86V87H102ZM109 86H111V85H109ZM118 86V89H119V86L120 85H117ZM134 86V85H133ZM221 86V85H220ZM219 86V87H220ZM4 87H6V85L4 86ZM16 87H17V85H16ZM35 87H34V90H35ZM113 87H116V84L115 85H113ZM112 87V88H113ZM127 87V86H126ZM135 87V86H134ZM137 87V86H136ZM152 88H153V86H151ZM175 87V86H174ZM182 87V86H181ZM196 87V86H195ZM194 87V88H195ZM203 87H205V85H203ZM213 87H217L216 85L215 86H213ZM219 87H217V89L219 88ZM8 88V87H7ZM25 88H26V86H25ZM39 88H40V86L37 88L38 90H39ZM43 88H44V90H43ZM51 88V87H50ZM102 88H104V87H102ZM122 88V87H121ZM121 88L119 89V90H121ZM169 88H170V86H169ZM186 88V87H185ZM192 88H190V89H192ZM197 88V87H196ZM195 88V89H196ZM224 88H226L225 86H224ZM47 89V91H45ZM69 89V90H70ZM127 89V88H126ZM138 90H136L135 89V91H138V93L140 92L139 91V88H137ZM144 89V88H143ZM166 89H167V87L166 88H163V85L162 84H160V87L157 89V90H153L152 89V92H150L149 94H147L146 96H147V98H150V97H152L153 99H155L156 100V103L154 102V106L155 107H153V106H151V107H153L152 109H153V111L154 110H156L155 112V115H157L156 117H157V119H158V117L159 118H161L160 116H158L159 114H158V112H157V110L159 109V102L161 103V102H164V101H168L169 99H168V94H167V92H166ZM182 89V88H181ZM200 88H198V90H199ZM202 89V88H201ZM200 89V90H201ZM206 89V88H205ZM241 89V87L239 88V90ZM7 90V89H6ZM25 90V89H24ZM23 90V91H24ZM34 90H32V91H34ZM67 90V89H66ZM105 90V89H104ZM103 90V91H104ZM107 90H109V89H107ZM113 90V89H112ZM123 90V89H122ZM145 90V89H144ZM177 90V89H176ZM188 91H189V89H187ZM199 90V91H200ZM202 90H204V88L202 89ZM201 90V92H199V93H203L204 95H206L203 91ZM208 91H210L211 89H207ZM220 90H227V89H220ZM219 90V91H220ZM8 91V90H7ZM37 91V90H36ZM68 91V90H67ZM106 91V90H105ZM105 91H104V93H105ZM115 91V90H114ZM114 91H112V92H114ZM117 92L115 93L114 92V94H115V96H116V94L118 93V90H116ZM125 91V90H124ZM124 91H122L123 93H125ZM129 91V90H128ZM133 91V90H132ZM142 91V90H141ZM146 91V90H145ZM184 91H185V89H184ZM196 91H197V89H196ZM206 91V90H205ZM213 91V90H212ZM218 91V90H217ZM218 91V92H219ZM26 92L27 91H25L24 93L26 94ZM38 92V91H37ZM36 92V93H37ZM53 92V91H52ZM110 92V91H109ZM119 92H121V91H119ZM121 92V93H122ZM186 92V91H185ZM190 92H194V91H190ZM190 92L188 93L189 95H190ZM214 92V91H213ZM221 92V91H220ZM219 92V93H220ZM225 92V91H224ZM224 92H222L223 93V95H224ZM241 92H242V89H241ZM28 93V92H27ZM34 93V92H33ZM35 93V94H36ZM66 93H64V94H66ZM123 93L122 94H120L121 96H123ZM127 93V92H126ZM131 93H133V92H130V94ZM144 93V92H143ZM148 93V92H147ZM171 93V92H170ZM175 93H176V91H175ZM179 94H181V91L180 92H178ZM184 93V92H183ZM186 93V94H187ZM195 93V92H194ZM193 93V94H194ZM197 93V92H196ZM206 93H207V91H206ZM212 93V92H211ZM225 93H227V91L225 92ZM243 93H241V94H243ZM10 94V93H9ZM43 94V93H42ZM53 94V93H52ZM62 94V93H61ZM64 94H62L63 96H64ZM128 94V93H127ZM127 94H124V96L123 97H125V95H127ZM134 94V93H133ZM133 94H132V96H133ZM172 94H174L173 92L171 93V95ZM192 94V97L194 96ZM208 94H210V93H208ZM213 94V93H212ZM211 94V95H212ZM216 94V93H215ZM230 95V98H231V96H233V95ZM240 94V95H241ZM248 94V95H249ZM30 95L31 94H29V98H27V99H30ZM119 95V94H118ZM142 95V94H141ZM141 95L139 94V96L141 97ZM183 95V94H182ZM203 95V96H204ZM217 95H218V93H217ZM222 95V96H223ZM236 95V96H237ZM239 95V96H240ZM247 95V94H246ZM247 95V96H248ZM24 96H27L28 97V94L27 95H24ZM40 96V95H39ZM52 96V95H51ZM62 96V97H63ZM114 96V97H115ZM120 96V97H121ZM131 96V97H132ZM144 96V95H143ZM174 96V95H173ZM185 96V95H184ZM198 96V95H197ZM197 96H194L193 98H195L196 97V100H197ZM202 96V95H201ZM208 96H210V95H208ZM207 96V97H208ZM219 96H221V95H219ZM228 96V95H227ZM41 97H43L42 95H41ZM112 97H113V95H112ZM113 97V98H114ZM123 97H121L123 100L125 99L126 100V97L125 98H123ZM130 97V98H131ZM180 97V96H179ZM213 97H214V95H213ZM241 97V96H240ZM239 97V98H240ZM243 97H244V95H243ZM249 97V96H248ZM65 98V97H64ZM106 98H107V96H106ZM120 98V99H121ZM129 98V97H128ZM127 98V99H128ZM137 98V97H136ZM136 98H133V99H135L136 100ZM144 98H145V96H144ZM182 98V97H181ZM199 98V97H198ZM209 98V97H208ZM211 98V97H210ZM209 98V99H210ZM216 98V97H215ZM223 98V97H222ZM229 98V97H228ZM246 98V97H245ZM244 98V99H245ZM250 98H249V100H250ZM0 99H1V97H0ZM112 99V98H111ZM121 99V100H122ZM188 99V98H187ZM190 99V101H191V98H189ZM203 99V101H204V97L202 98ZM208 99V100H209ZM212 99V98H211ZM218 99V98H217ZM226 99V98H225ZM232 99V98H231ZM236 102L237 101H241V100H237V99H235V98H233ZM247 100H248V98H246ZM2 100L3 99H1L0 101L2 102ZM116 100H117V98H116ZM124 100V101H125ZM132 99H130V100H128V101H131ZM195 100V101H196ZM216 100V99H215ZM215 100H214V102H215ZM234 100H233V102H232V104L234 103ZM11 101V100H10ZM61 101V102H60ZM66 101V103L68 102V104H66L67 106L68 105H70L69 103H71V102H73V104H75L76 106H74V107H76V109L77 110H72L71 108L73 107H70L69 106V108L73 111V112H68V114H62V113H66L64 110V112L62 111V112H60L59 113V109H58V104H63V102H65ZM84 101H86L87 102V107L88 108H85V109H87V110H85L84 111V108H82L83 107V105H82V102L83 103H85ZM98 101V100H97ZM100 101V100H99ZM98 101V102H99ZM109 101H111V100H109ZM128 101H125V102H128ZM133 101V100H132ZM142 101V100H141ZM147 101V100H146ZM149 101H150V99H149ZM184 101V100H183ZM192 101H194V100H192ZM194 101V102H195ZM197 101H201V100H197ZM243 101V100H242ZM241 101V102H242ZM14 102V101H13ZM12 101H11V103H13ZM22 102V101H21ZM81 103V105H82V107L81 106H78L77 107V105H80V103ZM88 102H89V104H88ZM103 103H101V101H100V103L101 104H103L104 105V102L106 103V100H103L102 101ZM108 102V101H107ZM112 102V101H111ZM111 102H109L110 104H111ZM143 102H145V101H143ZM182 102V101H181ZM186 102H188V100L186 101ZM185 102V103H186ZM231 102V101H230ZM240 102V103H241ZM245 102H246V100H245ZM15 103V102H14ZM23 103V102H22ZM24 103H26V102H24ZM77 103H79V104H77ZM108 103V104H109ZM121 103V102H120ZM123 103V102H122ZM129 103V102H128ZM134 103V102H133ZM136 103V102H135ZM142 105L143 104H145V103H142V102H140ZM168 103V102H167ZM196 103V102H195ZM206 103H209V102H207V100H206ZM227 103V102H226ZM239 103V102H238ZM243 103H244V101H243ZM242 103V104H243ZM248 103V102H247ZM3 104V103H2ZM7 104V103H6ZM17 104V103H16ZM18 104H21V103H18ZM29 104H28V106H29ZM72 104V105H73ZM86 104V103H85ZM117 104V103H116ZM126 104V103H125ZM124 104V105H125ZM170 104V103H169ZM183 104H184V102H183ZM194 103L192 102L191 103V105H193ZM198 104V103H197ZM209 104H211V103H209ZM222 104V103H221ZM5 105V104H4ZM12 105V104H11ZM21 105H23V104H21ZM21 105H19L20 107H21ZM25 105V104H24ZM65 104L64 105H60V107H62V108H65V110H67L66 109V107H63V106H66ZM151 105V104H150ZM176 103L174 104V105H171L170 106V108L172 109V114H174V116H175V118L177 117H180V118H184L183 119V121H182V123L184 122V120L186 119V120H188L187 119V116H185L184 115V112H186V111H184L183 112V110H181V108H180V110H178L177 108H179V107H177L176 108ZM201 105H203L204 106V103H200V106ZM207 105V104H206ZM205 105V106H206ZM236 105H239V104H236ZM257 105V106H258ZM3 106V105H2ZM2 106H0V115L3 117V118H13V116L12 115H14V116H17L18 117V115H16V113L14 112H12L10 109H11V107H7V106H10V105H6L5 107H2ZM14 106V105H13ZM17 106V107H16ZM15 107H16V109H18V108H20L18 105H16ZM31 106H30V108H31ZM32 106V107H33ZM86 106V105H85ZM97 106H99V105H97V103H96V106H94V107H97ZM108 106V105H107ZM107 106H103V107H107ZM110 106V105H109ZM118 106V105H117ZM128 106H130L129 104H128ZM146 107H148L147 105H145ZM203 106L201 107L202 109H203ZM218 106V105H217ZM220 107H221V105H219ZM233 106V105H232ZM242 106V105H241ZM240 106V107H241ZM253 106H255L254 108H257L256 107V105H253ZM25 107V106H24ZM24 107H23V109H24ZM27 107V106H26ZM25 107V108H26ZM79 107H81V108H79ZM100 107V106H99ZM102 107V106H101ZM134 107H136V106H134ZM133 107V108H134ZM141 107H143V106H141ZM182 107V106H181ZM184 107H187V105L185 104L184 105ZM192 107H194L195 108V105L194 106H192ZM192 107H190V108H192ZM199 107V106H198ZM209 107V106H208ZM207 107V108H208ZM211 107V106H210ZM215 107V106H214ZM222 107H226L227 108V106H222ZM233 107H236L235 105L233 106ZM239 107V108H240ZM243 107V106H242ZM29 108V107H28ZM30 108H29V111L27 110V112H32V111H30ZM98 108V107H97ZM96 108V109H97ZM114 108V111H115V107H113ZM112 108V109H113ZM119 108H121V107H119ZM131 108V107H130ZM132 108V109H133ZM138 108H140V107H138ZM138 108H136V109H138ZM167 108V107H166ZM189 108V109H190ZM212 109H209V110H213L214 108L213 107H211ZM218 108V107H217ZM230 108V107H229ZM21 110H22V108H20ZM19 109V110H20ZM32 109V108H31ZM101 109V108H100ZM108 109H110V108H108ZM124 109V108H123ZM121 110V111H124V110ZM128 110H129V108H127ZM132 109H130V111H132ZM135 109V108H134ZM143 109V108H142ZM147 109V108H146ZM149 109V108H148ZM147 109V110H148ZM151 109V110H152ZM186 109V108H185ZM188 109V110H189ZM199 109V108H198ZM198 109H197V111H198ZM216 109V108H215ZM220 109V108H219ZM224 109V108H223ZM232 109H234V108H232ZM236 109V108H235ZM263 109H264V107H263ZM12 110H14V107L12 108ZM33 110V109H32ZM93 110V109H92ZM98 110V109H97ZM105 111H106V109H104ZM104 110H102V111H104ZM126 110V109H125ZM141 110V109H140ZM145 110V109H144ZM161 110V109H160ZM167 110V109H166ZM192 110H194V109H192ZM206 110V109H205ZM208 110V109H207ZM206 110V113H205V115L206 114H208L209 112H211V111H207ZM237 110V109H236ZM239 111H240V109H238ZM254 110H256V109H254ZM16 111V110H15ZM70 111V110H69ZM78 111V112H77ZM95 111V110H94ZM94 111H92V112H94ZM108 111V110H107ZM106 111V112H107ZM111 111V110H110ZM118 111V110H117ZM116 111V112H117ZM137 111H139V109L137 110ZM148 111H150V109L148 110ZM161 111H163V110H161ZM160 111V112H161ZM171 111V110H170ZM195 111V110H194ZM197 111L195 112L196 114H198L197 113ZM200 111V110H199ZM217 111H219V110H217ZM216 111V112H217ZM231 111V110H230ZM230 111H228V112H230ZM233 111V110H232ZM235 111V110H234ZM241 111H243L242 110V108H241ZM18 110H17V114H18ZM26 111H24V113H25ZM80 113V112H86L88 115L86 116V114H85V116H82V117H78V116H75V113ZM91 112V111H90ZM91 112V113H92ZM96 112V111H95ZM97 112H99V111H97ZM109 112V111H108ZM107 112V113H108ZM125 112V111H124ZM124 112H122V113H124ZM201 112V111H200ZM199 112V113H200ZM202 112H203V110H202ZM214 112H215V110H214ZM210 113V114H213V116L215 115V113ZM227 112V113H228ZM20 113H21V111H20ZM19 113V114H20ZM22 113H23V111H22ZM21 113V114H22ZM100 113H101V111H100ZM105 113V112H104ZM103 113V114H104ZM117 113H120V112H117ZM136 113V112H135ZM134 113V114H135ZM150 114H151V112H149ZM163 113V112H162ZM162 113H160V114H162ZM168 113V112H167ZM189 114H190V112H188ZM223 113V112H222ZM225 113V112H224ZM226 113V114H227ZM232 113V112H231ZM240 113V112H239ZM20 114V115H21ZM62 114V115H61ZM72 114H74L73 116H75L74 118L73 117H71V115ZM95 114V113H94ZM108 114H110V113H108ZM112 114H114L115 115V113L113 112ZM139 114H141V113H139ZM166 114V113H165ZM171 114V115H172ZM187 114V113H186ZM194 113H192V115H193ZM219 114V113H218ZM229 114V113H228ZM19 115V116H20ZM27 115H29V113L27 114ZM76 115H78V114H76ZM99 115V114H98ZM118 114H116V116H117ZM124 115V114H123ZM126 115V114H125ZM131 114L129 113L128 115H127V118H126V116H124L125 118H126V122L124 123L125 125H127L126 123H127V121L128 120H130V119H128V117H134L133 115H131ZM135 115H137L138 116V114H135ZM152 115V114H151ZM184 115V116H183ZM191 115V114H190ZM201 115V114H200ZM205 115H202V116H205ZM209 115V114H208ZM217 115V114H216ZM232 115H235V113L233 114L232 113ZM22 116H26V115H21V117ZM92 117H94L93 116V114L91 115ZM90 116V117H91ZM103 116V115H102ZM137 116H136V119H137ZM141 117H142V114L140 115ZM189 116V115H188ZM201 116V117H202ZM210 116V115H209ZM208 116V117H209ZM219 116H221V114L219 115ZM218 115H217V117H215V118H217L218 120H219V117ZM229 115H225V117H228ZM21 117H19L21 120H22V118ZM32 117V116H31ZM31 117H29L30 118V120H31ZM106 117H104L105 119H106ZM115 116H112V118H114ZM123 117V116H122ZM166 118V116H163V118ZM167 117H168V115H167ZM193 117H195V116H193ZM193 117H191V118H189V127H186L185 125H187V124H184V126L183 127H186V128H184V129H186V131H191V129H193L194 128V130L193 131H195L197 128H199V127H205L207 124L206 123H208V124H210L211 122L209 121V122H204L202 119L204 118H201V117H198L199 118V120L197 119H194ZM197 117H195V118H197ZM207 117V118H208ZM211 117V116H210ZM213 117V118H214ZM230 117V116H229ZM234 118H235V116H233ZM2 118V119H3ZM16 118V117H15ZM18 118V119H19ZM24 118V117H23ZM34 118V116L32 117V119ZM101 118V117H100ZM111 118V119H112ZM116 118V117H115ZM135 118V117H134ZM153 119V121H154V118L155 117H150L149 119ZM164 118V119H165ZM174 118V119H175ZM200 118H201V120H200ZM214 118V120H216ZM241 118V117H240ZM243 118V117H242ZM246 118H247V116H245V118H244V120L246 121ZM19 119V120H20ZM26 120L28 119V117L27 118H25ZM35 119H33V121L35 120ZM70 119H74V120H76L75 122L73 121V120H70ZM146 119V118H145ZM162 119V118H161ZM163 119V120H164ZM210 120L212 119V118H209ZM208 119V120H209ZM220 119H222V117L220 118ZM230 119H231V117H230ZM236 120H237V117L235 118ZM250 119V118H249ZM62 120V121H61ZM107 120V119H106ZM108 120V121H109ZM114 120H117V124L118 123H120V127L121 128H123L125 125L123 124H121V123H123L124 122V120H123V118L121 119V121L123 120V122H118V120H120V118L118 119H114ZM146 120H148V119H146ZM156 120V119H155ZM165 120H167L168 122H171V121H169V119H165ZM173 120V119H172ZM193 120H195V121H193ZM205 121H206V119H204ZM207 120V121H208ZM213 120V119H212ZM225 120V119H224ZM232 120H233V118H232ZM144 120H142L141 119V123L143 122ZM152 121V120H151ZM162 121V120H161ZM166 121V122H167ZM188 121H186V122H188ZM221 121H223V120H221ZM231 121V120H230ZM247 121H249V120H247ZM11 122V121H10ZM13 122V121H12ZM11 122V123H12ZM26 122H28V120L26 121ZM26 122H25V124H26ZM31 122V125H32V120L31 121H29V123ZM74 122V123H73ZM97 124H96V123ZM129 122V121H128ZM131 122H133L132 120H131ZM131 122H130V124H131ZM140 122V121H139ZM174 122V120L171 122V124ZM177 122V124H178V121H175L174 123H176ZM233 123H234V121H232ZM237 122V121H236ZM242 122V121H241ZM7 123H9L8 121H7ZM14 123V122H13ZM15 123H17V121L15 120ZM35 123H33V125L35 124ZM104 123V124H103ZM134 123H136V120H134ZM148 123V122H147ZM173 123V124H174ZM181 123V124H182ZM214 123H216L217 124V122H214ZM213 123V124H214ZM222 123V122H221ZM260 123H262V122H260ZM1 124H5L4 122H3V120L1 121V123H0V126H1ZM10 124V123H9ZM9 124H7V125H9ZM79 125V126H77V125ZM109 124V125H108ZM129 124V125H130ZM139 123H137L135 126L137 127V125H138ZM144 124V123H143ZM157 124H159V126H160V123H157ZM166 124V123H165ZM169 123H167V125H168ZM171 124H170V126H171ZM176 124V125H177ZM181 124H179V125H181ZM218 124H220L219 122H218ZM231 124V123H230ZM13 126H15V124H12ZM45 125V126H44ZM107 125H108V127H107ZM116 125V124H115ZM123 127H122V126ZM128 125V126H129ZM140 125V124H139ZM138 125V126H139ZM146 125H148V124H146ZM151 125V124H150ZM154 125V124H153ZM167 125H166V127H167ZM227 125H228V123H227ZM233 125V124H232ZM245 125V124H244ZM13 126H11V128L13 127ZM19 125H18V123L16 124V127H18ZM25 126H28V125H25ZM24 126V127H25ZM118 126V125H117ZM117 126H114V129H115V127H117ZM118 126V127H119ZM142 126V125H141ZM188 126V125H187ZM217 126V125H216ZM215 126V130H216V128L218 129V127H216ZM220 127L219 128H222L221 127V125H219ZM222 126H224V125H222ZM226 126V125H225ZM231 125H229V127H230ZM246 126V125H245ZM7 127V129H8V127L9 126H6ZM15 127V128H16ZM35 127V126H34ZM105 127H107L105 130H104V128ZM120 127L118 128L119 130H120ZM127 127V126H126ZM130 127H132V125H130ZM134 127V126H133ZM135 127V129H140L139 127H137L136 128ZM175 127V126H174ZM182 127V128H183ZM214 127V126H213ZM228 127V128H229ZM238 127V126H237ZM248 127V126H247ZM262 127H264V126H262ZM14 128V127H13ZM78 128H81V131H79V129ZM129 128V127H128ZM143 128H145L144 127V125H143ZM143 128H141V129H143ZM146 128H147V126H146ZM149 128V127H148ZM155 128V127H154ZM168 128H170V127H168ZM171 128H172V126H171ZM232 128H234V127H232ZM239 129H240V127H238ZM242 128H244V126L242 127ZM257 128H259V127H257ZM256 128V129H257ZM5 129V128H4ZM37 129V128H36ZM113 128L111 129V132H112V130H114ZM124 129V128H123ZM134 129V130H135ZM140 129V130H141ZM151 129V128H150ZM153 129V128H152ZM156 129H157V127H156ZM156 129H155V131H156ZM166 129V128H165ZM172 129H174V128H172ZM203 129V128H202ZM206 129H208V128H206ZM214 129V128H213ZM213 129H212V131H213ZM223 129H224V127H223ZM250 129V128H249ZM17 130H19V129H17ZM17 130H15L17 133L19 132V131H17ZM21 130V131H22ZM33 130H35V129H33ZM39 130V129H38ZM117 131V129H116V131L117 132H112V133H117V135L119 134V136H120V133H118V132H120V131ZM126 130V129H125ZM127 130H132L133 131V129L131 128V129H127ZM140 130H139V132H140ZM145 130V129H144ZM143 130V131H144ZM146 130H148V129H146ZM159 130H160V128H159ZM169 130H171V129H169ZM180 130V129H179ZM201 130V129H200ZM214 130V131H215ZM220 130V129H219ZM234 130H235V128H234ZM241 130V129H240ZM252 130V129H251ZM20 131V132H21ZM23 131H22V133H23ZM36 131V130H35ZM110 131V130H109ZM123 131V130H122ZM150 131V130H149ZM154 130H152V132H155ZM166 131V130H165ZM172 131V130H171ZM173 131H175V129L173 130ZM183 131V130H182ZM210 131H211V128H210ZM220 131H222V130H220ZM236 131H237V128H236ZM244 131V130H243ZM100 132H103V133H100ZM124 133H125V135H126V133H127V131H123ZM139 132H137V133H139ZM145 132V131H144ZM162 132V131H161ZM167 132V131H166ZM184 132H185V130H184ZM183 132V134H185ZM218 132V131H217ZM215 133V134H218V133ZM229 132V131H228ZM227 132V133H228ZM238 132H239V130H238ZM237 132V134H239ZM246 132H248V131H246ZM3 133H5V132H3ZM12 133H14V132H12ZM21 133V134H22ZM29 133H31V131L29 132ZM37 133V132H36ZM39 133V132H38ZM84 133H85V137L86 136H88L89 135V133H91V136L89 135V139L88 140H86L87 142H85L84 144H79L80 145V147H76V146H74V145H76V143L75 144H72V143H70L71 145H73V147H72V149H70L69 148V142H72V141H69V140H72V139H74L78 134H80L81 136H78L79 138L80 137H82V135L84 136ZM122 133V132H121ZM133 133V132H132ZM143 135L145 134V133H143V132H141ZM147 133V132H146ZM150 133V132H149ZM190 133V132H189ZM193 133H196V132H193ZM210 133H212V132H210ZM220 134H221V132H219ZM231 133V132H230ZM260 133H263V131H261ZM6 134V133H5ZM21 134H18V135H21ZM24 134V133H23ZM41 134H42V132H41ZM40 134V135H41ZM87 134V135H86ZM104 134V135H103ZM128 134V133H127ZM129 134H131V133H129ZM152 134H154V133H151L150 135H152ZM157 134H159V133H157ZM156 134V135H157ZM164 134V133H163ZM165 134H167V133H165ZM172 134H173V132H172ZM171 133H170V135H172ZM182 134V135H183ZM188 133L186 132V135H187ZM191 134H192V132H191ZM197 134H200V133H197ZM206 134V133H205ZM232 134H233V132H232ZM235 134H236V132H235ZM236 134V135H237ZM246 133H244V135H245ZM27 135H28V133H27ZM30 135V134H29ZM29 135H28V137H29ZM31 135H32V133H31ZM30 135V136H31ZM34 136H36L35 134H33ZM39 135V134H38ZM39 135V136H40ZM117 135H116V137H117ZM122 135V134H121ZM132 136L133 135H137V134H131ZM130 135V136H131ZM146 135V134H145ZM169 135V134H168ZM169 135V136H170ZM186 135H184L185 137H183L182 139H183V141H185V142H183V141H179V142H183L182 144H184V145H181V144H179L177 141L179 140V138H178V140H176V143H178L180 146H181V148L182 149H184V150H188V151H190L189 149H186L187 147L189 148V147H192V149H193V147H194V149H193V151L195 150L196 152H192V153H190V154H194V156H195V153H197V152H199V149H203L206 145L203 143V145H202V143H201V145H198V144H196V142L198 143L199 141L197 140V138H194L195 140H196V142H194L195 140L193 139V141H192V139H189L188 140V138H187V136ZM195 134H193V136H194ZM208 135V134H207ZM228 135L229 134H227L226 136H227V141H229V138H228ZM244 135H241L240 136V138L242 137V136H244ZM23 136V135H22ZM21 136V137H22ZM23 136V137H24ZM34 136H32V137H34ZM39 136H37L36 138H38ZM43 136V135H42ZM62 136V135H61ZM114 136V135H113ZM123 137H124V135H122ZM121 136V137H122ZM147 136H149V134L148 135H146V137L145 138H148ZM165 136V135H164ZM167 136V135H166ZM173 136H174V134H173ZM172 136V137H173ZM201 136V135H200ZM217 136H219V135H216L214 138H216ZM222 136L223 137H225V134L223 133L222 135H221V137L219 136V138H222ZM234 136V135H233ZM232 136V138L230 139V141L235 137H233ZM237 136H239V135H237ZM237 136H236V138H237ZM8 137V136H7ZM13 137V136H12ZM11 137V138H12ZM84 137V138H85ZM126 137H129L128 135L126 136ZM142 137V136H141ZM152 138H154V136H151ZM151 137H149L148 138V141L150 140V138ZM156 137V136H155ZM158 137L159 138H161L162 137V140H163V142H166L164 139H165V137H164V139H163V135L160 137L159 135H158ZM157 137V138H158ZM179 137H180V135H179ZM196 137H198V135L196 136ZM244 137H246V136H244ZM9 138V137H8ZM35 138V137H34ZM40 138V140H41V138L42 139H44V138H46L45 136H44V138L43 137H39ZM52 138H54V137H52ZM52 138H49L50 140L52 139ZM60 138V139H61ZM83 138V137H82ZM81 138V139H82ZM117 138H119V139H122V138H120V137H117ZM133 138L134 137H132V139L130 140V142L133 140ZM136 138V137H135ZM134 138V139H135ZM139 138V137H138ZM138 138H136V139H138ZM145 138H144V140H145ZM159 138H158V140H159ZM174 138V137H173ZM177 138V136L175 135V139ZM189 138H190V135H189ZM219 138H218V140H219ZM226 138V137H225ZM59 139V140H60ZM78 139V138H77ZM76 139V140H77ZM118 139V140H119ZM124 139V141H125V138H123ZM129 139V138H128ZM136 139H135V142H134V144L136 145V142H138V141H136ZM139 139H141V138H139ZM208 139V138H207ZM247 139H249V137L247 138ZM251 139V138H250ZM250 139H249V141H250ZM31 140H32V138H31ZM58 140V139H57ZM62 140V139H61ZM60 140V141H61ZM82 140H84V139H82ZM126 140H127V138H126ZM143 140V139H142ZM141 140V141H142ZM161 140V141H162ZM191 140V141H190ZM221 140V139H220ZM220 140H219V143H220ZM234 140H237V139H235L234 138ZM240 141L241 140H243V141H247L246 139H244V138H241V139H239ZM238 140V141H239ZM253 140V139H252ZM255 140V139H254ZM37 141H39V140H37ZM44 141V140H43ZM56 141V140H55ZM64 141H61L60 142V144L62 143V142H64ZM74 141V140H73ZM119 141H123V140H119ZM134 141V140H133ZM132 141V142H133ZM157 141V140H156ZM161 141L160 142H158V143H160V144H162L161 143ZM213 141H216V142H213ZM223 141H225V140H223ZM227 141H225V142H227ZM239 141V142H240ZM248 141V142H249ZM17 142V141H16ZM46 142V141H45ZM45 142L43 143V144H45ZM48 142V141H47ZM84 142V141H83ZM130 142H129V144H130ZM143 142H145V141H142V143ZM233 142V141H232ZM232 142H230V143H232ZM252 142V141H251ZM19 143V142H18ZM139 143H141V142H139ZM146 143H147V145L146 146H148L149 148L151 147L152 148V145L151 146H149L150 145V143H149V145H148V142L146 141ZM152 143H154V142H151V144ZM208 143L209 144H207L209 147H208V152L209 153H205V151L203 152V150H201L200 151V153H202L201 155H204V156H206V155H208V154H210L211 153V158L213 159L214 158V160H213V162L215 163V164H217V165H219L220 164V166L219 167H221V164H222V162L224 163V161H223V159H225V158H228V157H233V154H231L227 149H224L225 150V152L224 151H221V150H219L220 148L219 147H221V146H219L218 148H217V139L216 140H213V138H209V141H208ZM221 143H222V141H221ZM236 143H238L237 141H236ZM254 143V142H253ZM7 144V145H8ZM36 144V143H35ZM47 144V143H46ZM45 144V145H46ZM51 144H52V142H51ZM124 144V143H123ZM160 144H158V145H160ZM166 144V143H165ZM164 144V145H165ZM195 144L197 145V146H195ZM200 144V143H199ZM226 144V143H225ZM228 144V143H227ZM234 144V143H233ZM232 144V145H233ZM240 144H241V142H240ZM37 145V144H36ZM40 145V144H39ZM55 145V144H54ZM61 145H63V144H61ZM70 145V146H71ZM125 145V144H124ZM127 145V144H126ZM131 145H132V143H131ZM134 145V147H136ZM145 145H142L143 147L141 148V147H139V148H141L142 150H140V151H143L145 148H144V146ZM173 145V146H174ZM178 145V146H179ZM191 145V146H190ZM222 145H223V143H222ZM229 145V144H228ZM227 145V146H228ZM239 145V144H238ZM242 145V144H241ZM261 145V144H260ZM4 146V145H3ZM3 146L2 145H0V152H2L4 149H1V148H3ZM19 146V145H18ZM32 146H33V148H32ZM56 146V145H55ZM117 146V145H116ZM121 146V145H120ZM128 146V145H127ZM130 146V145H129ZM139 146V145H138ZM138 146H137V148H138ZM163 146V145H162ZM162 146L160 147V148H162ZM176 146V145H175ZM179 146V147H180ZM198 146H203L202 148H199ZM224 146V145H223ZM222 146V147H223ZM226 146V145H225ZM234 146L236 147V145L234 144ZM244 146H245V149H246V145L243 143V148H244ZM249 146V145H248ZM264 146V145H263ZM39 147V146H38ZM41 147V146H40ZM43 147V146H42ZM58 147H59V143H58ZM61 147V146H60ZM59 147V149H61ZM125 147V146H124ZM148 147H146V148H148ZM165 147H166V149H165ZM255 147V146H254ZM45 149H46V147H44ZM77 148V149H76ZM116 148V149H115ZM128 148V147H127ZM130 148V147H129ZM144 148V149H143ZM174 148H177V146L176 147H174ZM181 148H179V154H180V151H182V149ZM226 148H228V147H226ZM240 148V147H239ZM238 148V149H239ZM252 148V147H251ZM250 148V149H251ZM255 148H257V147H255ZM264 148V147H263ZM44 149V150H45ZM48 149H50V148H48ZM54 149H56V147L54 148ZM59 149H57V151L59 150ZM62 149H63V147H62ZM62 149H61V151H62ZM133 149V148H132ZM131 149V150H132ZM152 149H154V148H152ZM151 149V150H152ZM191 149V148H190ZM233 149V148H232ZM236 149V148H235ZM247 149H248V147H247ZM257 149H259V148H257ZM29 150V149H28ZM41 150V149H40ZM122 150V149H121ZM127 150V149H126ZM136 150V149H135ZM138 150V149H137ZM149 150V149H148ZM151 150H149L150 151V153L152 152ZM155 150V149H154ZM153 150V151H154ZM175 150V149H174ZM206 150V149H205ZM251 150H253V149H251ZM260 150V149H259ZM27 151V150H26ZM43 151V150H42ZM42 151H41V153H42ZM50 151V150H49ZM55 151V150H54ZM60 151V152H61ZM117 151L119 152V154L117 153ZM124 151V150H123ZM129 151V150H128ZM133 151V150H132ZM145 151V150H144ZM143 151V152H144ZM171 151H172V148H171ZM175 151H177V150H175ZM178 151L176 152V153H178ZM187 151V152H188ZM207 151V150H206ZM234 151V150H233ZM239 150H237V153H240V152H238ZM248 151V153H249V149L247 150ZM247 151H244V152H246L247 153ZM258 151V150H257ZM29 152V151H28ZM51 152V151H50ZM56 152V151H55ZM55 152H53L52 151V153H55ZM59 151H58V153H60ZM136 152V151H135ZM134 152V153H135ZM155 152V151H154ZM155 152V153H156ZM174 152V151H173ZM183 152V151H182ZM191 152V151H190ZM222 152V154H220ZM243 152V153H244ZM256 152V151H255ZM254 151H252V153L254 154L255 153ZM263 152V151H262ZM45 153V152H44ZM62 153V155H64ZM121 153H123V152H121ZM126 152H124L123 153V156H124V154H125ZM132 153V155H133V152H131ZM146 152H144V153H142V155L143 154H145ZM154 153V154H155ZM199 153V154H200ZM261 153V152H260ZM30 154V153H29ZM46 154V153H45ZM50 154V153H49ZM56 154V153H55ZM119 156H118V155ZM127 154V153H126ZM147 154V153H146ZM152 154H153V152H152ZM181 154H183V153H181ZM189 154V153H188ZM187 154V156H189ZM235 154L236 153H234V156H235ZM54 155V154H53ZM117 155V156H116ZM122 155V154H121ZM148 155H150V157L152 156L151 154H148ZM185 155V154H184ZM200 155V156H201ZM230 155H232V156H230ZM237 155V154H236ZM241 156H239V158L241 159L242 158V154H240ZM248 155V154H247ZM252 155V154H251ZM256 156H257V154H255ZM259 155H261V154H259ZM259 155L256 157V161L258 162V160H260V159H263V158H259ZM26 156V155H25ZM56 156H58V155H56ZM66 156V155H65ZM155 156H156V154H155ZM156 156V157H157ZM183 156V155H182ZM187 156H185V158H187ZM197 157L199 156L198 154L196 155ZM196 156L194 157V158H196ZM243 156H244V154H243ZM252 156H254V155H252ZM263 156V155H262ZM29 157V156H28ZM47 157V156H46ZM50 157V156H49ZM54 157L55 156H53V157H51V158H53L54 159ZM85 156H83V158H84ZM125 157H126V155L124 156V161H125ZM128 157H129V154H128ZM173 157V158H172ZM177 157V158H176ZM189 157H191V156H189ZM45 158V157H44ZM50 158V159H51ZM57 158V157H56ZM61 157H59V159H60ZM63 158V160H64V156L62 157ZM119 158H122V156L121 157H119ZM192 158V157H191ZM193 158V159H194ZM199 158V157H198ZM204 157H202V159H203ZM237 157H235V159H236ZM239 158L237 159V160H239ZM244 158V157H243ZM252 158V157H251ZM254 158V157H253ZM49 159V160H50ZM67 159V158H66ZM71 159H69V160H71ZM189 159V158H188ZM229 159V158H228ZM233 159V158H232ZM246 158H244V160H245ZM247 159H249V158H247ZM48 160V159H47ZM55 160H57V159H55ZM62 160V159H61ZM62 160V161H63ZM183 160V159H182ZM197 160V159H196ZM243 160V161H244ZM58 161V160H57ZM57 161H55V162H57ZM61 161V162H62ZM98 161V162H97ZM120 161H123V160H120ZM123 161V162H124ZM169 162V164H168V168L169 169H171V171L174 169V168H178V175H175L174 177L173 176H171L170 174H168V176H171V177H168V179L166 180V181H164V183L162 184V185H164V191H174V198H170V195H164V194H161V197H160V199H158L157 201L155 200V204L157 205V207L158 208H162V210H159L160 212H162V213H165V214H167L168 216H167V218L166 217H164V216H162L161 215V217H163V219H161V217L159 216V217H157V215H155V214H153V213H146L145 212V210L144 211H142V210H140L138 207H137V202H135V204L134 203H132V205H131V203H130V205H128L125 201H126V197L129 195V192L127 193V191L123 188V187H125L126 185H128V178H126V176L128 175V174H130L129 176H136L138 179H140L141 177H145V179H146V177L148 178L149 176H150V174L152 175V173H150V171L153 169V168H155V169H158L159 168V166H161L164 162ZM184 161V160H183ZM191 161V160H190ZM190 161H189V164H190ZM194 161V160H193ZM192 161V162H193ZM231 161V160H230ZM229 161V162H230ZM246 161V160H245ZM245 161H244V164L242 163V165L241 166H244L245 165ZM64 162H65V160H64ZM149 162L147 163V164H149ZM186 162H188V161H185V163ZM228 162V161H227ZM228 162V163H229ZM232 162V161H231ZM233 162H236V165H237V161H233ZM240 162H242L241 160L239 161V163ZM250 162H251V160H250ZM249 162V163H250ZM257 162H254L253 161V163H256L257 164ZM20 163H21V165H20ZM25 165H24V164ZM40 163V164H39ZM60 163V161L57 163V164H59ZM63 163V162H62ZM112 163H113V165H112ZM126 163V162H125ZM124 163V164H125ZM194 163V162H193ZM193 163H192V165H190L191 167L193 166ZM238 163V164H239ZM23 164V165H22ZM37 164V165H36ZM97 164L96 165H94L95 167H97ZM99 164H102V165H99ZM197 164V163H196ZM214 164V165H215ZM232 164V163H231ZM247 164V163H246ZM262 164V163H261ZM20 165V166H19ZM68 165V164H67ZM91 165V164H90ZM131 165V164H130ZM208 165V164H207ZM213 165V166H214ZM228 165V164H227ZM232 165H235L234 163L232 164ZM236 165L235 166H231V167H235L236 168V170H237V168L238 167H236ZM66 166V165H65ZM64 166V167H65ZM72 166V165H71ZM186 166V165H185ZM187 166H189L188 164H187ZM186 166V167H187ZM194 166H195V164H194ZM196 166H198V168L200 167L199 166V164L198 165H196ZM204 166V165H203ZM223 166H224V164H223ZM239 166V165H238ZM44 167H46L45 169H44ZM73 167V166H72ZM184 167V166H183ZM191 167H187L188 169H190ZM216 167V166H215ZM218 167V166H217ZM225 167V166H224ZM227 167H229V166H227ZM240 167V166H239ZM245 167V166H244ZM50 168V167H49ZM65 168H67V166L65 167ZM165 168V167H164ZM193 168H195V169H197V167H193ZM193 168H191V169H193ZM222 168V167H221ZM226 168V167H225ZM225 168H224V171H225ZM249 167H248V165H247V167H246V169H248ZM255 168V167H254ZM55 169V170H54ZM166 169V168H165ZM169 169H167V172H168V170ZM218 169V168H217ZM229 169H231V168H229ZM241 167L238 169L239 170V172L241 171ZM245 168H243V170H244ZM250 169V168H249ZM126 170H128L127 168H126ZM154 170V169H153ZM162 170V169H161ZM177 170V169H176ZM211 170V169H210ZM242 170V171H243ZM251 170H252V168H251ZM55 171H56V173H57V175L55 174ZM69 171H71V170H69ZM81 171V172H82ZM165 171V170H164ZM171 171H170V173H171ZM175 171V170H174ZM198 171V170H197ZM196 171V172H197ZM206 171V170H205ZM204 171V172H205ZM208 171V170H207ZM212 171H213V169H212ZM211 171V172H212ZM222 171V170H221ZM228 171V170H227ZM235 171V170H234ZM75 172V171H74ZM189 173L191 172V170L190 171H188ZM195 172V173H196ZM210 172V171H209ZM208 172V173H209ZM230 172V174H228V176H229V178H230V175L231 174H233L234 175V172L233 171H229ZM236 172V171H235ZM239 172H238V174L237 175H239ZM243 172H245V171H243ZM246 172H247V170H246ZM245 172V173H246ZM249 172V171H248ZM251 172V171H250ZM254 172H256V171H254ZM98 173V174H99ZM164 173V172H163ZM200 173V171H198V174ZM201 173H202V171H201ZM219 173H221V172H219ZM223 173V172H222ZM228 173V172H227ZM264 173V172H263ZM262 173V174H263ZM154 174V173H153ZM161 174V173H160ZM171 174H173V173H171ZM191 174V173H190ZM193 174H194V171H193ZM192 174V175H193ZM213 174V173H212ZM236 174V173H235ZM242 174V173H241ZM248 174V173H247ZM259 174H261V173H259ZM100 175H102V173L100 174ZM145 175V176H144ZM157 175H158V173H157ZM154 176V177H160V176ZM163 176H164V174H162ZM189 177H188V176ZM220 175V174H219ZM256 175V174H255ZM255 175H253V176H255ZM264 175V174H263ZM80 176V175H79ZM82 176V175H81ZM84 176V175H83ZM84 176V177H85ZM96 176V178H97V176H99V175H95ZM95 176H94V178H95ZM162 176V177H163ZM166 176H167V174H166ZM165 176V177H166ZM193 176H195V174L193 175ZM209 176L210 175H208V174H201V176H199L200 178H204L205 180H208L207 182H209L210 180V178H209ZM212 176H214V175H212ZM216 176H218V175H216ZM211 177V179H217V177ZM221 176H223V175H221ZM227 176V175H226ZM225 176V177H226ZM259 175H257L256 177H258ZM87 177H85L86 179L85 180H87ZM100 177V176H99ZM244 177V176H243ZM250 177V176H249ZM248 176L246 177V179L247 178H249ZM261 177H263V176H260V178ZM193 178H195V177H193ZM192 178V179H193ZM218 178H220V177H218ZM234 178H236V177H234ZM241 178V177H240ZM253 178V177H252ZM259 178V179H260ZM82 179H84V178H82ZM127 181H126V180ZM149 179V178H148ZM155 179V178H154ZM153 178H152V180H154ZM239 179V178H238ZM237 179V180H238ZM100 180H103L102 178L100 179ZM99 179H98V182L96 181V183H98V185H100L101 187H102V185L101 184H99V181H100ZM107 180H106V182H107ZM134 180H135V178H134ZM158 180V179H157ZM157 180H155V181H157ZM159 180H161V179H159ZM198 180H199V178H198ZM203 181V179H202V183H204V182H206V181ZM234 180L235 179H233V181H232V179H231V181L234 183ZM241 180H243L242 178H241ZM240 180V181H241ZM253 180V179H252ZM88 181H90V180H87V183H88ZM137 181V180H136ZM149 181V180H148ZM190 181H192L191 179H190ZM214 181V180H213ZM236 181V180H235ZM245 181V180H244ZM247 181V180H246ZM257 181H259L258 180V178H257ZM263 181V180H262ZM86 181H84V183H85ZM139 182V181H138ZM163 182V181H162ZM195 182V183H194ZM83 183V182H82ZM91 183V182H90ZM100 183H101V181H100ZM127 183V184H126ZM129 183H131V182H129ZM152 183V182H151ZM154 184H155V182H153ZM236 183V182H235ZM235 183H234V185H235ZM237 183H239V182H237ZM247 183H249L248 181H247ZM259 183V182H258ZM263 183V182H262ZM240 184V183H239ZM242 184V183H241ZM241 184H240V188H241ZM244 184V183H243ZM90 185V184H89ZM130 185V184H129ZM247 185V184H246ZM246 185H244V187L246 186ZM253 185V184H252ZM263 185H264V183L262 184V186H261V188H264L263 187ZM91 186V185H90ZM89 186V187H90ZM100 186H98L99 188H100ZM137 187H138V185H136ZM135 186V187H136ZM155 186V185H154ZM231 186H232V183H231ZM255 186H256V184H255ZM257 186H259V184L257 185ZM127 187V186H126ZM148 187V186H147ZM150 187V186H149ZM191 187V186H190ZM239 187H237V188H239ZM247 188H248V186H246ZM102 188H104V187H102ZM139 188V187H138ZM137 188V189H138ZM250 189V191H251V187H249ZM254 188V187H253ZM259 188H260V186H259ZM260 188V189H261ZM107 189V188H106ZM106 189H104V190H106ZM155 189L156 188H154V190H149V188L148 189H145V188H143V187H141L138 191L139 192H137L136 194H135V196L138 198V199H141L142 198V195H145L146 194V196L147 195H149V197L150 196H153V194H155ZM161 189V188H160ZM182 189H180V191H181ZM193 190V189H192ZM233 190V189H232ZM235 190H238V189H236L235 188ZM242 190V192L244 191V188H242L241 189ZM240 190V191H241ZM255 190V189H254ZM88 191H89V193H88ZM158 191V193L159 192H161V191H163V190H157ZM183 191V190H182ZM133 192V190L131 191V193ZM248 192V191H247ZM252 193H253V189H252V191H251ZM251 192H248V193H251ZM262 192H263V194H262ZM244 193H246V191H244ZM251 193V194H252ZM255 193V192H254ZM253 193V194H254ZM247 194V193H246ZM163 195V196H162ZM180 195H181V193H180ZM130 196V195H129ZM134 196V197H135ZM158 196V195H157ZM160 196V195H159ZM130 197H133V195L132 196H130ZM129 197V198H130ZM148 196H147V198H149ZM154 198L156 199V197L154 196ZM131 199V198H130ZM133 200V199H132ZM134 200L136 201V198H134ZM133 202V201H132ZM138 204H139V202H138ZM138 206H140V205H138ZM149 207V206H148ZM142 208V207H141ZM153 208V207H152ZM158 208H157V212H158ZM149 209V208H148ZM118 211V212H121L123 215H125L124 217H122V216H118V215H113V218L111 219L110 218V211ZM154 210V209H153ZM156 210V209H155ZM153 212V211H152ZM157 214V213H156ZM164 218H166L167 219V222H165L164 221ZM177 218H179V220L177 219ZM172 219V220H171ZM163 221L165 222V223H168V225L166 224V226H168L167 228L165 227V223H163Z\"/></svg>",
    "mask_w": 264,
    "mask_h": 264
},
{
    "label": "rangeland",
    "instance_id": "2",
    "mask_svg": "<svg viewBox=\"0 0 264 264\" xmlns=\"http://www.w3.org/2000/svg\"><path fill=\"white\" fill-rule=\"evenodd\" d=\"M46 1H48V0H46ZM57 0H51V2H56ZM60 1H62V2H60V3H58L59 2V0H58V2H56V3H54L55 5H58V6H60V7H62L63 9H65V10H67L66 9V7H65V5L66 4H69L68 6H70V10L72 9L71 7L73 6V10H71L72 12L75 10V9H79V10H81L82 11V5H78V4H81L79 1L80 0H71V1H74V4H73V2L71 3L69 0H67V2L68 3H65L64 4V2H66V0L64 1V0H60ZM64 1V2H63ZM144 1V2H143ZM158 0H153V3L155 2V3H158V5H160V6H158L157 4H155V5H153L152 6V8H150L151 7V5L149 4V6H148V4H145V3H152L151 2V0H138V1H136V0H125V1H122L121 3H115V0H111L110 1V11L108 10V11H106V12H104V13H102V12H100V13H98V12H95V16H93L94 17V20L95 19H98V21L96 22V21H94L93 20V23L94 22H96L97 24H96V26L99 24V26H98V28L97 27H95V25L93 26V24H92V26H91V28L93 29L94 27H95V29H93L95 32H96V30H100L101 28H102V30H100L99 32H97V34L99 35L100 33V37L98 38V40H94L95 42H93V40H85V39H74L73 40V42L72 41H70V40H67L68 38H66V37H63L64 39H62V38H60V37H62V36H56V37H58L57 39H58V42L60 43L61 42V39H62V41L63 42H61L60 44L57 42H55L54 43V37H55V34L56 33H54L53 34V36H51V38H50V36H49V34L50 33H53L52 31L53 30H49L51 27H53L52 25H54V22H53V18H52V16H51V12H49V11H45L44 9H42L43 10V14L41 13L42 12V10L40 9V10H38L40 7L39 6H35L36 7V9H35V7L34 6H32V12H33V14H34V17H35V19H37V20H34V17H33V21H29L28 23H27V25H29L28 27L26 26V25H24V24H21L20 25V27H19V25H15V27H14V29L16 30V31H18V32H20V33H22L21 35H20V33H18L19 35H20V37L17 35V36H8L7 34H3V32L2 31H4V27L6 26V24H3V23H5L4 21H0V22H3L2 23V25H0L1 26V28H0V37H1V34H3V36L2 37H4L3 38V40L2 39H0V49L1 50H3V51H5V52H2V51H0V52H2V53H0V56H1V58L3 57V58H6L7 57V54L9 53V54H11L12 52H14V51H18V50H20V51H18V52H14V56H15V53H18V54H20V55H18V54H16L17 56L16 57H14V59L12 58V57H9V56H11V55H13V54H11V55H9L8 54V58L6 59V60H8L9 58H11V59H9L8 61L10 62H7L5 59H3V60H5L6 62H2V60H1V58H0V67H3V69H6L7 67V69L6 70H2V69H0V84H1V81H2V86L0 85V97H1V99H3L2 100V102L0 101V106H2V107H5L6 105H10V106H7L8 108L9 107H11V111L13 112H15L16 113V115H18V117L17 116H14V115H12L13 116V118H3L1 115H0V123H1V121L3 120V122L5 123L4 125L3 124H1V126H0V140H4V141H9V142H11L12 144L14 143V144H16V146L18 147L17 149H18V153L21 155V153H22V155H21V157L23 158V159H26V157H27V159L26 160H24L23 162H25V164H26V161H31L32 163L34 162V160H32V158H33V152H38L39 153V151H40V153L39 154H41L43 157H42V159L41 160H43V162L44 163H41V165H49V167L47 168V169H45L46 167H44V169L45 170H49V169H51L52 168V166H51V164L53 165V168H54V165L56 164V165H59V167L60 168H58V171L57 172H59V171H64V172H66V173H69L70 175H71V177H73L74 179H75V181H77V182H80L81 183V185L85 188V191L86 190H89L90 188H92L93 190H95V191H98V190H100L101 191V193H102V195L103 196H105V194H109L110 192H108V190H109V186L110 185H112V183H111V181H108L107 179H105L103 176H104V171L102 172L101 171V173H102V175H100L101 173H99V171L98 170H100L98 167V164L95 162V164H92V163H86L85 162V164H82V161H83V159L85 160V159H87L88 157H86V156H89V154H88V152L86 151H81V153H80V156H81V158H80V161H77L78 163L77 164H81V165H89V167H88V171H90V172H94V173H97V174H94V175H92L91 176V178L90 179H88V177L87 176H85V172H83L82 170V172L81 171H79V172H76V171H78V169L76 170V160H78V158L75 160V161H73L71 158V156L70 155H67V154H64L63 153V150L66 148V145H67V143L65 144V141H64V139L66 138V136H64L63 134H61V135H59L60 137H57V136H52V137H54V138H52V137H49V136H47L45 133L43 134V131H40V129L41 128H39V127H41L42 126V124L40 123V126H39V124L38 125H36L37 124V122L35 123V121H36V119H35V113L33 114V112H35V110H34V106L33 105H35V103L39 100V99H44L45 97H46V92H45V96H44V92H42V89H41V85H43V86H45V85H47V83L49 84V85H47L45 88H48V86H49V90H52V91H50V93L51 94H47V96L48 97H51V98H55L56 97V99H58L57 98V94H59V95H61V98H63L62 100L64 101V99L65 100H68L69 98H71L72 96L71 95H74L75 93H74V91H72L70 88H68V86H67V88H66V85H68L69 84V82H70V80H71V84H72V82L74 83V86L76 85V87H77V84H78V82L80 81V82H83V83H85V85H90V86H96V85H98L99 87H97V93H98V91H100V90H98V88L100 89L101 88V93H102V96H103V94L105 95V94H107V91H108V93H113V94H109L110 95V97H108V95H106L107 96V98H106V96H103L102 97V100H101V97L100 98H98L97 100L99 101H101V103H103L102 101L103 100H106V103L104 102V105L103 104H101L100 103V101L98 102L97 100L95 101V99H94V97H91V101H90V105H88V106H92V104L91 103H95V104H93V106H92V108H90L89 107V111L87 110V109H85V108H88L87 107V102L86 101H84L85 103H83L82 102V105H83V107H82V105H81V103H80V105H77V107L78 106H81L82 108H84V111L85 110H87L90 114H89V119H94L95 117L102 123V122H104L105 123V121L107 122V123H109L110 124V120L111 121H115L116 123H113L114 125L112 126L111 124L109 125V127H108V125H107V127L108 128H111L110 126H112V128L114 129V126H119L120 125V123H118L117 124V120H114V119H119L120 118V120H118V122L120 121V122H123V120H124V122L123 123H121L122 125L126 122V118H127V115L130 113L131 115H133L134 117H128V119H130V120H128L127 121V125H125L123 128H121L120 126V130L118 129L119 127L117 126V127H115V129L114 130H112V132H117L118 130L120 131V132H118V133H120V136H119V134L117 135V133H112L111 132V129H107V130H105L107 127H105L104 128V130H105V133H107V137H109L110 139H113L114 141H116V139H117V141L116 142H118V143H116L115 144V147L117 148L118 146V148L120 149V156L118 155L119 154V152L117 151V155L119 156V157H121L122 156V158H119L118 157V160H116V161H113V163L115 164H117L118 163V161H119V163L117 164V165H123V166H126V164L127 163H129V165H127L125 168H124V173L126 174L127 173V171L129 172L130 170L129 169H131L130 167H132L133 165H136V162L135 163H133L132 161H134L135 159L137 160L138 158L137 157H144V159H147V158H150L149 160L147 159V160H144L145 161V163H146V165H150V162H151V160L152 159H157L158 158V154H157V152L158 151H160V150H164V146H166L167 145V142L168 141H170L171 139L173 140L172 142H174L175 143V145L177 146V148H174V147H176L174 144V146L173 145H171L170 144V146H171V148H172V151H171V148H169V151H170V154H172V153H175V155L174 154H172L171 156H173V157H175V156H180V158H181V165H183L182 164V162H184V167L182 166V168H186L187 170H185L184 169V173L186 172L187 174H189V181H187V184H190V185H187V186H185V188H184V186L182 187V188H180L181 187V185H180V187H179V191H178V197H180L183 201H185L186 200V196L187 195H192L193 194V192L195 191V187H198V185L196 186V185H193L194 187H192V184H193V180L195 179L196 180V177H197V181H198V183H200L199 185H201V184H204L203 186H206L205 185V183H213V182H217V183H219V180H220V182L221 183H225L227 186H229V184H227L226 183V181H227V179L230 181H227V182H229L230 183V187H228V188H230V189H227L226 187H224V188H221L219 191H218V193H216V195H220L221 196V200L220 201H224V200H227V198H226V193H228L229 191L230 192H233V193H239L240 195H242L243 197H245V198H247V195L249 194V195H252L253 197L256 195V192H259V194H261V192L260 191H263L264 192V188H261V186H262V184L264 183V127H262V126H264V120L263 121H259V122H255V121H258V120H256L254 117H249L248 115H250V112H247V114H246V111L248 110V111H251L252 110V108H253V110L252 111H257V112H259V111H261V110H259L258 111V108L259 109H261L260 108V106L257 104V102H256V100H254V102H252L253 100L252 99H254V98H250V97H254L255 96V94L254 93H251V94H254V96L253 95H251V94H249L250 92H252V91H250V89L249 90H247V91H245V94L243 93L244 92V90H243V86H239V88L241 87V89H242V92H241V89L239 90V88H238V94L240 95L241 93H243V94H241L240 96L239 95H237V94H232V92L230 93V94H228L230 91L228 90V88H227V86L224 84L225 83V81H224V77H227V75H224V74H226L225 72L223 73V68H222V64H219V62L218 61H216V59H215V53L214 52H216L218 49L219 50H221V48H224V46H226V45H224L223 47H221L222 46V44H227V46H230V49H231V44H233L234 46H235V44H236V47H234V48H237V51L238 52H236L234 55H235V59H237V61H238V63L240 62V60H242L239 64L237 63V64H235L234 66H236V65H238V66H236L237 68H239V70H241V71H243L244 69H247V72L248 71H250L249 72V74L250 73H254L253 75H256L257 73L256 72H254L253 71V68H252V65H250V64H252V63H250L251 62V60L253 59V57L255 56V55H253V54H255V53H257L258 55H260V56H258L257 55V57L259 58L258 60L261 62V60H260V57L261 56H263V57H261V58H263L264 59V51L262 50V47L264 48V42H262V43H259L258 41H257V39H258V32H259V27H257V25L255 24V22L254 21H252L251 19H248V20H246V16L244 15V14H241V16L238 18V16L240 15V12H242L243 13V11H244V7H246L245 5H246V2H247V0H238L239 2V5H233L235 8L236 7H238V8H236V9H239V13H238V10H237V14H235V16L234 15H232L233 17H231V15H230V13H231V10H230V13H229V8H230V6L228 5L229 3L226 1V0H219V2L221 3V5L218 7V9L217 10H204L202 7H201V4L199 3V2H201L202 0H181V2H180V0L177 2L176 0L174 1V0H170V2H169V0H161V2L162 3H164V4H162L161 5V3L159 4V2L160 1H158ZM165 1V2H164ZM174 3H173V2ZM234 1V2H233ZM243 1H246V2H243ZM261 1V0H260ZM79 2V3H78ZM190 2V3H189ZM194 2V3H193ZM198 2V3H197ZM262 3H264V0H262L261 1ZM70 3L71 4H73L72 6L70 5ZM142 3H144V4H142ZM168 3V4H167ZM232 3H236V1L235 0H232ZM238 3H236V4H238ZM257 3H258V1H257ZM62 4H64V5H62ZM76 4H77V6H80V7H77L76 6ZM165 4H166V6H165ZM187 4V5H186ZM115 5V7H114V9H113V6ZM157 5V6H156ZM164 5V6H163ZM172 5H174L175 6V8L176 9H174L173 7L174 6H172ZM177 5V6H176ZM191 5V6H190ZM226 5V6H225ZM68 6H67V8H68ZM120 6H121V8H120ZM125 6H127V7H125ZM229 6V7H228ZM243 6V7H242ZM39 7V8H38ZM76 7V8H75ZM82 7V8H81ZM145 7V8H144ZM160 7V8H159ZM163 8V10H162V8ZM197 7V8H196ZM223 7V8H222ZM224 7H226V8H224ZM228 7V8H227ZM242 7V8H241ZM81 8V9H80ZM115 8L117 9V10H115ZM120 8V9H119ZM125 8H127L128 9V11H126L125 10ZM135 8V9H134ZM155 8V9H154ZM159 8V9H158ZM165 8V9H164ZM167 8V9H166ZM37 10V12L38 13H36V11L35 10ZM69 9V8H68ZM111 9H113V11L111 10ZM122 9V10H121ZM130 9V10H129ZM146 9H149L150 11H148V10H146ZM151 9H152V12H151ZM161 9V10H160ZM192 9H193V11H192ZM198 10V11H195L194 12V10ZM227 9V10H226ZM70 10H67V12L68 13H71V12H69ZM78 10V11H79ZM121 10V11H120ZM136 10V11H135ZM156 10H158V12L156 13ZM164 10H166V11H164ZM173 10H174V12H173ZM200 10V11H199ZM225 10V11H224ZM242 10V11H241ZM41 11V12H40ZM45 11V12H44ZM80 11V12H81ZM115 11V12H114ZM120 12V13H118V12ZM138 11H141V14H139L140 12H138ZM144 11V12H143ZM154 11H155V14H154ZM170 11V12H169ZM175 11H177V12H175ZM180 11V12H179ZM183 11V12H182ZM209 11V12H208ZM49 12V13H48ZM80 12H78L77 13V11L75 10V12L74 13H77V15H79V13ZM117 12V13H116ZM138 12V13H137ZM142 12H143V14H144V16H143V14H142ZM148 12L150 13H152V14H148ZM161 12V13H160ZM181 14H179V13ZM185 12V13H184ZM205 14H204V13ZM39 13H41V14H39ZM48 13V14H47ZM110 14V16H109V14ZM122 13H124L123 15H122ZM127 13H129V15L127 14ZM134 13V14H133ZM139 15V16H141V17H143V18H141V17H138L137 15ZM147 13V14H146ZM172 13V14H171ZM184 13V15L185 16H187V17H185L184 15H182ZM197 13H198V15L200 16V17H198V15H197ZM44 14H46V15H48V16H50L49 17V19H48V16H46V15H44ZM104 14V15H103ZM114 14L116 15V17L114 16ZM154 14V15H153ZM160 14V15H159ZM168 14V15H167ZM170 14V15H169ZM196 14V17L194 16ZM38 15H39V17H38ZM45 17H44V16ZM113 15V16H112ZM120 15V16H119ZM136 15V16H135ZM148 15V16H147ZM153 17H151V16ZM203 15V16H202ZM209 15V16H208ZM37 16V17H36ZM97 16V17H96ZM122 16V17H121ZM135 16V17H134ZM181 16H184L182 19L184 20H182V19H180L181 18ZM192 16V17H191ZM213 16V17H212ZM40 17H42V19L40 18ZM138 17V18H137ZM144 17H145V19H144ZM162 19H161V18ZM178 17V18H177ZM191 17V18H190ZM197 17H198V19H197ZM243 17V18H242ZM45 18V19H44ZM110 20H109V19ZM132 18V19H131ZM139 18H141V21H139L140 19ZM158 18V19H157ZM194 18V19H193ZM200 18V19H199ZM208 19L209 21H212V22H207L208 20H206V21H204L205 19ZM219 18V19H218ZM242 18V19H241ZM262 17H260V15H259V19L260 20H262L261 19ZM93 19V18H92ZM108 19V20H107ZM115 19V20H114ZM121 19V20H120ZM138 19V20H137ZM147 19H148V21H147ZM149 19H150V21H149ZM156 19V20H155ZM175 19V20H174ZM192 21V22H194L195 20V22H194V24H195V26H197V25H199V26H197V27H195L194 25H193V23L190 21V20ZM193 19V20H192ZM203 21H202V20ZM241 20V22H240V20ZM43 20H45V22H43ZM114 20V21H113ZM117 20V21H116ZM128 20V21H127ZM130 20V21H129ZM146 20L147 21V23H145L144 21ZM157 20H160V21H157ZM213 20H214V22H213ZM216 20V21H215ZM243 20H244V22L245 23H243ZM35 21H37L36 23H35ZM40 21H42V22H40ZM52 23V25L50 24V26H48L47 25V23L49 24L50 22ZM106 21H107V23H106ZM135 21V22H134ZM152 21V22H151ZM154 21V22H153ZM156 21V22H155ZM163 21V22H162ZM197 21H199V22H197ZM202 21V22H201ZM247 21H249V23H246ZM252 21V22H251ZM12 22V24L11 25H13V21H11ZM10 22V23H11ZM103 22H104V24H103ZM115 22V23H114ZM136 22H138L137 23V25L135 24ZM149 22H151V26H152V28L154 27L155 28V30L158 32V33H156V31H152V30H154V29H152L151 28V26H150V24H149ZM159 23V24H156V25H153V24H155V23ZM166 23V25H164L165 23ZM167 22H168V24H167ZM189 22V23H188ZM204 22V23H203ZM205 22L207 23V25H208V23H210L209 24V27L208 26H206V25H204L205 24ZM220 22V23H219ZM224 22V23H223ZM233 22V23H232ZM235 22V23H234ZM237 22V23H236ZM240 22V23H239ZM264 22V21H263ZM30 23L31 24H33V26L34 27H32L31 25H30ZM40 24L39 26H41V27H39L38 26V24ZM92 23V22H91ZM101 23H102V25H101ZM110 23V24H109ZM133 23V24H132ZM181 23V24H180ZM191 23V24H190ZM198 23V24H197ZM201 23H203V25L201 24ZM214 23V24H213ZM217 23V24H216ZM226 23V24H225ZM231 23V24H230ZM239 23V24H238ZM250 23L252 24V25H250ZM43 24V25H42ZM45 24V25H44ZM105 24H109L108 25V27H107V25H105ZM113 24H114V26H115V24L117 25V29H119L118 31H119V33H118V31H116L117 29H115L116 27H114L113 26ZM144 24H146L148 27H144ZM180 24V25H179ZM187 24V25H186ZM197 24V25H196ZM213 24V25H212ZM219 24H221L222 25V27H224V29H222V28H220L221 27V25H219ZM236 26H235V25ZM238 24V25H237ZM246 24H249V25H246ZM255 24V25H254ZM105 25V27H103ZM119 25H120V27H119ZM143 25V26H142ZM167 25H172L171 27L170 26H167ZM194 26L195 28H196V30H195V28H191L192 26ZM212 25V26H211ZM218 27H217V26ZM234 25V28L232 27V26ZM2 26H4V27H2ZM23 26V27H22ZM46 28V31H45V28ZM122 26V27H121ZM136 26V27H135ZM173 26H176V27H174L173 28ZM207 28H206V27ZM211 26V27H210ZM228 26H231V28H232V30L230 29V27H229V29L231 30H229L228 29ZM240 26V27H239ZM241 26H243V27H241ZM247 27V28H245V27ZM254 27V28H252V27ZM22 27V28H21ZM27 27V28H26ZM38 27V28H37ZM101 27V28H100ZM112 27V28H111ZM114 27V28H113ZM119 27V28H118ZM125 27V28H124ZM139 27V28H138ZM141 27V28H140ZM159 27V28H158ZM201 27H205L204 29H202V31H204V33H211V34H207L206 35V38H207V40L205 39V38H203L205 35H204V33H202V31H200L201 29ZM237 29H236V28ZM249 27V28H248ZM37 28V29H36ZM39 28H41V29H43V33H41L42 32V30H40ZM106 28V29H105ZM107 28H110V29H108L109 30V32H108V30H107ZM133 28V29H132ZM144 28V29H143ZM147 28H149L148 29V31L146 30ZM166 28V29H165ZM171 28V31H168L169 29ZM176 28V29H175ZM181 28V29H180ZM190 30H189V29ZM220 28V29H219ZM258 28V29H257ZM2 29V30H1ZM17 29H19V30H17ZM23 29V30H22ZM25 29H27V30H25ZM29 29H31V30H29ZM34 29V30H33ZM52 29V28H51ZM103 29H105V30H103ZM114 29V30H113ZM124 29V30H123ZM133 30V31H131V30ZM137 29L140 31H137ZM141 29V30H140ZM152 29V30H151ZM162 29V30H161ZM163 29H164V33H162V31H163ZM168 29V30H167ZM178 29V31H176ZM199 29V31L201 32V33H199L197 30ZM228 30L227 32L229 33H226V37L228 38V36H229V38H228V40L226 41V40H223V39H227V38H225L224 37V35H223V33H225L226 32V30ZM233 29H236L235 31L233 30ZM241 29H242V31H241ZM21 30V31H20ZM25 30V31H24ZM38 30V31H37ZM106 30H107V32H106ZM110 30H112V32H113V34H112V32L110 31ZM121 30L123 31V32H121ZM128 31V32H126V31ZM144 30V31H143ZM161 30V31H160ZM172 30H174V31H172ZM193 30H195L194 32H193ZM223 30V31H222ZM225 30V31H224ZM240 30V31H239ZM248 30V31H247ZM249 30H250V32H249ZM256 30H258V31H256ZM102 31H105L107 34H104L105 32H102ZM124 31H125V34H127V35H125L124 34ZM142 31V32H141ZM150 31V32H149ZM160 31V32H159ZM183 31V32H182ZM189 31V32H188ZM220 31H221V33H220ZM233 31V32H232ZM238 31V33H236ZM253 31H256L255 33L257 34L256 36H254L255 34L254 33H252ZM25 32V33H24ZM30 32V33H29ZM33 32H39L38 34L36 33H33ZM115 32V33H114ZM132 32V33H131ZM134 32V33H133ZM138 32L139 33H141L140 35H139V37H138ZM145 32H147V33H150V35L149 34H147V33H145ZM151 32H154V33H151ZM169 32V33H168ZM220 34H219V33ZM230 32H231V34L233 33V35H231L230 34ZM27 33V34H26ZM32 33V34H31ZM47 34L46 36H44L45 38H43L41 35L39 36V34ZM144 33V34H143ZM156 33V34H155ZM168 33V34H167ZM216 33H218V35L216 34ZM245 33H246V35H245ZM25 34V35H24ZM35 34V35H34ZM102 34H103V36H102ZM108 34H109V36H108ZM115 34V35H114ZM118 34H120L121 36H119ZM129 34H132V35H129ZM133 34H135V35H133ZM153 34H155L154 35V37H153ZM157 34H159V35H157ZM170 34V35H169ZM172 34H173V36H172ZM212 34H215V35H213L212 36ZM221 34H222V36H221ZM237 34V35H236ZM241 34V35H240ZM5 35H7V36H5ZM23 35L24 36H26V37H23ZM29 37H28V36ZM51 35V34H50ZM57 35V34H56ZM104 35H106V37L104 36ZM114 37H113V36ZM116 35L117 36H119V37H116ZM125 37H123V36ZM147 36V38H145V37H143V36ZM158 37H157V36ZM208 35H211L210 36V38H208L209 36ZM236 35V36H235ZM249 35V36H248ZM250 35L252 36V38H253V40L255 41V42H257L258 44L256 45V44H250V42L249 41H247V40H249V38H250ZM49 36V37H48ZM111 36V37H110ZM127 36V37H126ZM148 36H152V39L151 38H149ZM172 36V37H171ZM183 36V37H182ZM201 36H203L202 38H201ZM208 36V37H207ZM219 36V37H218ZM238 36V37H237ZM239 36H241V37H239ZM1 37V38H2ZM5 37H11V38H9V39H11L12 41L14 40V43H13V45H15V46H21L22 47V43L21 42H24L25 41V44L23 43V47H24V49H25V54L23 53V51H21V50H24V49H19V48H16V50H14L15 48H14V46L11 44L12 43V41L10 42V40H8L7 38H5ZM16 38V40L14 39V38ZM23 37V38H22ZM30 37H31V39H30ZM42 37V38H41ZM47 37H48V39H47ZM113 37V38H112ZM122 38L121 40L119 39V38ZM129 37V38H128ZM133 37H135V38H133ZM137 37V38H136ZM161 37V38H160ZM171 37V38H170ZM180 37H182V38H180ZM236 37V39H233V38H235ZM245 37V38H244ZM249 37V38H248ZM17 38H18V40H17ZM30 39L28 42H26L27 40L26 39ZM33 38V39H32ZM38 38H39V43H36V42H38ZM53 38V39H52ZM114 38H118V40H116V39H114ZM132 38V40L134 39V40H136V42H131L132 40H129V39H131ZM141 38V39H140ZM157 38V39H156ZM172 38L173 39H175V40H172ZM211 38L213 39V38H215V40H216V42H218V43H216L215 41H213V40H211ZM231 38V39H230ZM237 38L238 39H240V40H237ZM40 39H42V40H40ZM46 39V40H45ZM50 39H52V40H50ZM56 39V40H57ZM110 39V40H109ZM115 41H114V40ZM147 39H149V40H147ZM151 39V40H150ZM160 39V40H159ZM163 39V40H162ZM172 41H171V40ZM181 39H182V41H181ZM204 42V44H203V42L201 41V40ZM220 39V40H219ZM247 39V40H246ZM33 40V41H32ZM76 40V41H75ZM80 40V41H79ZM85 40V41H84ZM139 40V41H138ZM146 40V41H145ZM155 40V41H154ZM165 40H166V42H165ZM209 40V41H208ZM210 40L211 41H213V43L212 42H210ZM222 40H223V42H222ZM231 40V41H230ZM235 40V41H234ZM245 40V41H244ZM2 41V42H1ZM6 41V42H5ZM16 41H20V42H17V43H19V45H17V43H16ZM46 42V44L45 43H42V42ZM47 41L50 43H52V44H47ZM66 43H65V42ZM74 41L75 42H79L78 44L77 43H74ZM91 43H90V42ZM113 41V42H112ZM138 41V42H137ZM140 41H143V43H141ZM153 41V42H152ZM157 41V42H156ZM170 41V42H169ZM174 41V42H173ZM220 41V42H219ZM224 41H226V42H224ZM239 41H240V43H239ZM241 41H244V43L242 42L241 43ZM3 42H5V43H3ZM32 42V43H31ZM41 42V43H40ZM73 45V44H76V45H69L70 43ZM88 43L87 45H85L84 43ZM98 42V43H97ZM122 42V43H121ZM150 42H152V43H150ZM159 42V43H158ZM166 44H165V43ZM169 42V43H168ZM172 42H173V44H172ZM175 42H177V44L175 43ZM181 42V43H180ZM183 42V43H182ZM205 42H206V44H205ZM222 42V43H221ZM235 42V43H234ZM237 42V43H236ZM2 43H3V46H1L2 45ZM8 43H10L9 44V47L11 46L12 48H13V50L11 51V48L9 49V47L7 46V51H6V45H8ZM63 43V44H62ZM64 43L67 45H64ZM93 43V46H98L97 44H100V46H98V47H96L98 50H100L101 51V53H100V51H97V52H95L96 50L94 49L95 47H93L91 44ZM97 43V44H96ZM110 43V44H109ZM114 43V44H113ZM132 43V44H131ZM138 43H140L141 44V47L139 46V44ZM158 45H156V44ZM161 43H163V44H161ZM168 43V44H167ZM208 43H210V44H212L213 45V47L210 45V44H208ZM215 43V44H214ZM220 43V44H219ZM231 43V44H230ZM4 44H6V45H4ZM27 44H28V46H27ZM30 44H31V47H30ZM33 44H36V46H34ZM45 44V45H44ZM90 44V45H89ZM143 44V45H142ZM171 44V45H170ZM175 44V45H174ZM181 44V45H180ZM218 44H219V46H218ZM230 44V45H229ZM239 44V45H238ZM246 44V45H245ZM252 45V46H250V45ZM24 45H26V47H28L29 48V51H31V50H33V49H35V47H37V49L36 50H34V51H31L32 52V54H35V57L36 58H40V57H42V58H40V59H44V61L43 60H40V63H41V61H42V63L44 62V64L43 65H38L37 66V64H39V60L38 59H36L35 57H33L32 58V56H31V54L29 55V53H27V52H29L28 51V48H26ZM33 45V46H32ZM48 45H49V47L52 49V50H50V48L48 49ZM59 45H60V47H59ZM84 45V46H83ZM146 45V46H145ZM157 46V47H154V46ZM161 45V46H160ZM163 45V46H162ZM176 45H178V46H176ZM203 45V46H202ZM215 45V46H214ZM233 45H232V47H233ZM240 45H243L242 47H240ZM250 47H249V46ZM40 46V47H39ZM47 47V48H44L43 49V47ZM53 46H56V47H53ZM66 46V47H65ZM69 46V47H68ZM75 46V47H74ZM78 46V47H77ZM89 46V47H88ZM93 48V50L94 51H92V50H90V49H92L91 47ZM134 46V47H133ZM159 46H160V48H159ZM184 46V47H183ZM200 46H202V47H204V49L203 50H198V49H200ZM208 46V47H207ZM216 46H218L217 48H216ZM247 46V50L249 49L250 51H252V56H251V54H249V55H247L248 54V52L250 53V51H247L246 49H245V47ZM2 47L5 49H2ZM20 47V48H21ZM22 47V48H23ZM57 47H59V53L61 54V55H57L58 53H57V51H58V48ZM65 47V48H64ZM83 47H85L86 48V50H85V48H84V51H83ZM120 47H123V49H125V50H123L122 48H120ZM125 47V48H124ZM137 47V48H136ZM144 47V48H143ZM147 48V50L149 51H147L146 50V48ZM166 48V50L167 51H165V48ZM184 49V51H182L183 49ZM187 47V48H186ZM212 47V48H211ZM221 47V48H220ZM244 47V48H243ZM249 47V48H248ZM251 47H254V48H256L255 49V52H253L254 51V49L252 50V48ZM31 48V49H30ZM38 48H41V49H39L40 51H42V50H45V49H48L46 52L44 51H42V52H40V53H38L39 52V50H38ZM54 48H56V50H54ZM74 48H75V50H74ZM82 48V49H81ZM115 48H117L116 50H115ZM135 48V49H134ZM139 48H143V49H139ZM154 48H157V49H154ZM161 49V50H159V49ZM167 48H170V49H167ZM175 48V49H174ZM181 48V49H180ZM214 48H216V49H214ZM234 48H232V49H234ZM102 49V50H101ZM107 50V54H106V50ZM112 49V50H111ZM114 49V50H113ZM119 49V50H118ZM121 49V50H120ZM138 49V50H137ZM180 49V50H179ZM187 49V51L188 52H190L191 51V54L189 55V53L188 54H185V50ZM202 49V48H201ZM206 49V50H205ZM208 49V50H207ZM213 49V50H212ZM229 49V50H230ZM239 49L240 50H244V51H246V52H244L243 50L242 51H240V52H242L241 54H239ZM26 50H27V52H26ZM38 50V51H37ZM49 50L51 51V52H49ZM105 50V51H104ZM142 50H143V52H144V55H143V52H142ZM153 50V51H152ZM160 52H159V51ZM171 50V51H170ZM190 50V51H189ZM204 50H205V52H204ZM215 50V51H214ZM256 50H257V52H256ZM53 51H55L54 53H57L56 55H54L52 52ZM62 51H64L65 53H67V54H65L64 52L62 53ZM73 51H76V52H73ZM89 51H91V52H89ZM110 51H111V54H110ZM115 51L118 53V55H120V54H122L121 56L123 57L124 55H127V58H124V57H126V56H124L123 58H121V60L119 59L121 56H118L117 55V53H115ZM119 51H121V52H119ZM131 51H132V53H131ZM136 51V52H135ZM141 51V52H140ZM146 51V52H145ZM152 51V52H151ZM154 51H155V53H154ZM157 51V52H156ZM161 51H163V52H161ZM165 51V52H164ZM196 51V52H195ZM233 51V50H232ZM21 52V53H20ZM30 52V53H31ZM48 52V53H47ZM99 52V53H98ZM112 52H114V53H112ZM127 52H129V53H131V54H129V53H127ZM140 52V53H139ZM177 52H179V53H181V54H176ZM193 52H195V53H193ZM207 52H208V54H209V52L211 53V54H209V56L211 57L212 56V58H210L209 59V56H208V54H207ZM214 54H213V53ZM26 53H27V55H26ZM43 53V54H42ZM45 53V54H44ZM104 53L106 54V55H110V57H109V55L108 56H106V55H104ZM120 53V54H119ZM135 53V54H134ZM138 55H137V54ZM147 53V54H146ZM158 53V54H157ZM159 53H160V55H159ZM162 53V54H161ZM170 53V54H169ZM239 55H238V54ZM244 53H245V55H246V57H245V55H244ZM4 55V56H2V55ZM6 54V55H5ZM23 54V56H22V58H21V55ZM40 54H41V56H40ZM50 54V55H49ZM68 54H69V56H68ZM73 54V55H72ZM97 54V55H96ZM101 54V55H100ZM113 54V55H112ZM134 54V55H133ZM140 54V55H139ZM168 54V55H167ZM29 55V56H28ZM40 57H39V56ZM43 55V56H42ZM46 55V56H45ZM63 55H66V56H63ZM71 55V56H70ZM102 55H104V57H102ZM114 55H116V57L117 58H115V56ZM129 55V56H128ZM130 55H132V56H130ZM179 55H182V56H179ZM185 55H187V56H185ZM189 55V56H188ZM193 55H195V56H193ZM214 55V56H213ZM237 55H238V57H237ZM240 55H241V57H240ZM242 55H244V56H242ZM19 56H20V58H21V60H20V58H19ZM26 56H27V59H26ZM61 56V57H60ZM105 56L108 58V60H110L109 62H108V60L105 58ZM136 56L138 57V58H136ZM144 56V57H143ZM147 56V57H146ZM170 56V57H169ZM173 56V57H172ZM175 56V57H174ZM178 56H179V59H178ZM193 56V57H192ZM196 56L198 57L197 58V60H194V59H196ZM92 58V60H91V62H92V64H91V62H89L88 63V60H90L91 58ZM100 57V58H99ZM111 57H113V58H111ZM128 57H129V59L131 60V59H133V57L135 58V59H133V61H135V60H144V63H143V61H139L138 60V62L140 63H137V61H135V62H133V61H130L129 60V62L127 63V64H130V65H128L127 66V64H126V62H124V61H128L127 59H128ZM141 57H143V58H141ZM192 57V58H191ZM214 57V58H213ZM239 57L241 58V59H239ZM15 58H17V60L15 59ZM33 60H32V59ZM34 58H35V60H34ZM90 58V59H89ZM102 59L103 61V65L105 64L104 63V61H106L107 63L103 66H99L100 65V63H102L101 61H99V60H97V59ZM106 60H105V59ZM189 58H190V61H189ZM251 58V59H250ZM24 59L25 60H27V64H25V65H22V64H24L25 63V61H24ZM95 59H96V61H95ZM112 59V60H111ZM116 60V62H115V60ZM123 59H125L124 61H123ZM148 60L147 62H146V60ZM173 59V60H172ZM176 59H178V60H176ZM185 59V60H184ZM216 61V62H213L214 60ZM250 59V62L248 61ZM18 61L17 63H19V65H17V63H13L12 64V61ZM37 60V64H35V62L34 61H36ZM86 60V61H85ZM114 60V63H112V61ZM119 60V61H118ZM186 60H188V63L187 64H191V66H189V65H187L186 64ZM193 60V61H192ZM245 60V61H244ZM254 60H255V58H254ZM254 60L252 61V62H254ZM14 61V62H15ZM33 61V63L34 64H32L31 62ZM100 63H99V62ZM118 61V62H117ZM182 61V62H181ZM196 61V62H195ZM249 62V64H248V62ZM20 62H22V63H20ZM29 62V63H28ZM94 62V63H93ZM95 62H96V64H95ZM121 62L123 63V64H121ZM192 62H193V65H194V63H195V65L193 66L192 65ZM200 62V64H199V66L197 65V63H199ZM246 62H247V64H248V67L250 66V68H246L247 67V64H246ZM4 63V64H3ZM99 63V64H98ZM118 63V65H117V68H116V64ZM122 65V66H124V65H126L125 66V68L124 67H122L120 64ZM133 63H135V64H137V65H133ZM149 64V63H151V64H149V65H146V64ZM214 65H213V64ZM216 63L218 64V66H221V67H218V66H215L216 65ZM1 64H3V65H1ZM6 64H7V66H6ZM16 64V65H15ZM30 64H31V67H33V65H36L37 67V69L35 68V66L33 67L34 69H35V71H34V69L33 68H30ZM109 64V65H108ZM111 64L113 65V64H115V65H113V66H111ZM157 64V65H156ZM212 64V65H211ZM246 64V65H245ZM10 65H15V66H10ZM91 65H94L93 67H91ZM145 65L147 66V67H145ZM153 65V69L151 68V66ZM185 65H187V66H185ZM239 65H241V66H239ZM244 67H243V66ZM20 66H22V67H24V68H26V70L29 72V73H32V72H35V73H37V74H34V73H32V75H30V74H27V75H30V76H32V77H34L33 79H32V77H26V78H24L23 80H22V78H20V75H22V73L24 74L25 73V69H22L24 72H21V68H19ZM28 68H27V67ZM90 66V67H89ZM112 68V70L111 69H109L110 67ZM121 66V67H120ZM150 66V67H149ZM156 66H158L156 69H155V67ZM159 66H161L160 67V70H159ZM164 66V67H163ZM169 66V67H168ZM177 66H178V68H177ZM180 66V67H179ZM202 66V67H201ZM98 67V68H97ZM100 67V68H99ZM105 67H107V68H105ZM109 67V68H108ZM115 67V68H114ZM119 67V68H118ZM128 67H130V69L131 70H129V68ZM168 67V68H167ZM186 69H185V68ZM199 69H198V68ZM242 67H243V69H242ZM102 68V69H101ZM103 68H105V69H103ZM123 68V69H122ZM127 68V69H126ZM147 68H149V69H147ZM165 68V69H164ZM171 68V69H170ZM173 68V69H172ZM182 68H184V69H182ZM189 68V69H188ZM203 69V70H200V69ZM29 69V70H28ZM107 69V70H106ZM119 69V71H121V72H118L117 70ZM121 69V70H120ZM124 69H126V70H128V72H134V74H133V72L132 73H129V77H130V79L131 78H133L132 76H130V75H133V76H135L134 77V79H132L131 80V82H133V84L131 83L130 84V82L128 81V79H129V77H126V75L128 74L127 73V71L126 70H124ZM140 69H143V70H145L144 72H142L143 70H141L140 71ZM151 69H152V71H151ZM168 69V71L166 72V70ZM188 69V71H186ZM197 69V70H196ZM252 69V70H251ZM1 70H2V72H1ZM7 70H9V71H7ZM104 72H103V71ZM109 70H111V71H109ZM136 71V73H135V71ZM156 70V71H155ZM164 70V71H163ZM182 70V71H181ZM185 70V71H184ZM192 70H195V71H192ZM199 70V71H198ZM3 71H5L4 73H3ZM32 71V72H31ZM39 71H41V73L39 72ZM99 71H101V72H99ZM124 71V72H123ZM139 72V74H138V72ZM159 71V72H158ZM163 71V72H162ZM175 71V75H174V72ZM9 72H10V74H16V75H13V77H12V75H6L7 73L9 74ZM13 72V73H12ZM123 72V73H122ZM141 72V73H140ZM149 72V73H148ZM161 72H162V75H161ZM166 72V73H165ZM183 72H187V74H190V75H187L186 73H183ZM201 72H203V73H201ZM260 72V71H259ZM3 73V74H2ZM38 73H40V74H38ZM156 73H157V75H156ZM158 73H160L159 75H160V79H159V76H158ZM163 73H165V74H163ZM194 73V74H193ZM195 73H197V78L195 77L196 76V74ZM8 76V78L5 76ZM26 74H24V76H26ZM72 74V75H71ZM74 74V75H73ZM126 74V75H125ZM144 74V75H143ZM192 74V75H191ZM206 74V75H205ZM3 75V76H2ZM137 75H140V76H142V77H138ZM167 75V77H170L171 79H173L174 80V82L172 81V83H174V84H172L171 83V79L170 80H166L163 76H166ZM172 75H174V76H172ZM185 77H184V76ZM252 75V74H251ZM250 75V76H251ZM258 75V74H257ZM259 75H261V72H260V74ZM23 76V75H22ZM21 76V77H22ZM101 78H100V77ZM143 76H145V77H143ZM178 76H180V77H178ZM183 76V77H182ZM186 76H188V77H186ZM191 76V77H190ZM193 76V77H192ZM199 76H201V79H200V77ZM6 77V78H5ZM62 77V78H61ZM105 77H107V79L108 80H106L105 79ZM123 77V78H122ZM125 77V78H124ZM139 78V79H137V78ZM163 77V78H162ZM195 77V78H194ZM206 77V78H205ZM208 77V78H207ZM223 77V78H222ZM2 78V79H1ZM11 78V80H9ZM32 79L31 81L33 82V84L35 85V83H36V79H38L39 80V82H38V80H37V83H39V85L37 84V86L35 87L34 85V87H35V90H34V87L31 89V90H29L28 91V89L27 88H29V87H31V85H30V83H31V81H30V79ZM70 78V79H69ZM127 78V79H126ZM147 78H149V81H150V79H151V81H150V83H149V81H148V79ZM184 78H186V79H184ZM187 78H188V80H187ZM191 78V79H190ZM205 78V79H204ZM222 78V79H221ZM251 78V77H250ZM25 79L27 80L26 82L27 83H29V85H25ZM72 79H73V81H72ZM75 79H77V80H75ZM95 79H97L99 82H97V80H95ZM100 79L102 80V81H100ZM103 79H105V80H103ZM119 80V81H117L116 82V80ZM129 79V80H130ZM135 79L137 80V81H135ZM142 80V83H141V80ZM143 79H145V80H143ZM152 79L154 80L153 82H152ZM165 79V80H164ZM195 79V80H194ZM199 79V80H198ZM203 79V80H202ZM6 80H8L9 82H11V83H9V82H7ZM92 80V81H91ZM96 81V83H95V81ZM110 80V81H109ZM128 82H127V81ZM134 80V81H133ZM140 80V81H139ZM160 80V81H159ZM164 81V83H163V81ZM180 80V81H179ZM205 80V81H204ZM210 80V81H209ZM215 80L217 81L216 83H215ZM224 82H222V81ZM250 80V79H249ZM29 81V82H28ZM35 81V82H34ZM91 81V82H90ZM104 81H106V82H104ZM112 81V82H111ZM122 81V82H121ZM123 81H125L124 83H123ZM138 81H139V83H138ZM148 81V82H147ZM167 81H170V82H167ZM187 81V82H186ZM192 81V83L194 84V82H195V84L196 83H198V84H192V83H188V82H191ZM194 81V82H193ZM208 81V82H207ZM213 83H212V82ZM221 81V82H220ZM41 82H42V84H41ZM44 82H46V84L44 83ZM76 82H77V84H76ZM92 82H94V83H92ZM115 82V83H114ZM127 82V84H125ZM147 82V83H146ZM177 82H179V83H177ZM181 82V83H180ZM206 82V83H205ZM247 81H243V83H245L246 85H247V83H246ZM5 83V84H4ZM99 83V84H98ZM102 83V84H101ZM112 83H114L113 85H115L116 84V87H113V85H112ZM137 83H138V85H137ZM148 83L149 84H151L152 83V85H148ZM155 83V84H154ZM167 83V85H165L164 86V84H166ZM168 83H169V85H168ZM183 83H185V85L183 84ZM208 83V84H207ZM218 83H221V84H219V85H217ZM8 84H10V85H8ZM32 84V83H31ZM92 84H94V85H92ZM125 84V85H124ZM142 84V85H141ZM144 84H147V85H145L144 86ZM160 84H162L163 85V88H166L167 87V89H166V92H167V96H168V101H164V102H159L158 104H159V109L157 110V112H158V116H160L161 118H159L158 117V119H157V115H155V111L156 110H154L153 111V107H155L154 106V102L156 103V100L155 99H153L152 97H150V98H147V94H149L150 92H152V89L153 90H157L159 87H160ZM212 84V85H211ZM224 84V85H223ZM245 84H242L241 83V85H245ZM6 85V87H4V86ZM16 85H17V87H16ZM103 85V86H102ZM109 85H111V86H109ZM117 85H120L119 86V89L121 88V90H119L118 89V86ZM135 87H134V86ZM193 85V88L191 87ZM203 85H205V87H203ZM217 86V87H219L220 85V87L217 89V87H213V86ZM222 85H223V87H222ZM245 85V86H246ZM25 86H26V88H25ZM40 86V88H39V90L37 89L38 87ZM70 86V85H69ZM79 86V85H78ZM104 87V88H102V87ZM127 86V87H126ZM137 86V87H136ZM151 86H153V88L151 87ZM169 86H170V88H169ZM175 86V87H174ZM182 86V87H181ZM197 88H196V87ZM224 86L226 87V88H224ZM8 87V88H7ZM51 87V88H50ZM113 87V88H112ZM186 87V88H185ZM197 89V91H196V89ZM127 88V89H126ZM137 88H139V93H138V91H135V89L136 90H138ZM146 90H144V89ZM182 88V89H181ZM190 88H192V89H190ZM198 88H204V90H202L206 95H204L203 93L201 94V93H199V92H201V90L199 91L198 90ZM206 88V89H205ZM211 89L210 91H208L207 89ZM227 89V90H224L225 92L227 91V93H225L223 90H220V89ZM8 91H7V90ZM25 89V90H24ZM30 89V88H29ZM68 91H67V90ZM70 89V90H69ZM106 91H105V90ZM107 89H109V90H107ZM113 89V90H112ZM123 89V90H122ZM177 89V90H176ZM184 89H185V91H184ZM187 89H189V91L187 90ZM24 90V91H23ZM32 90H34V91H32ZM38 92H37V91ZM43 90H44V88H43ZM105 91V93H104V91ZM115 90V91H114ZM116 90H118V93L116 94V96H115V94H114V92L116 93L117 91ZM125 90V91H124ZM129 90V91H128ZM133 90V91H132ZM142 90V91H141ZM194 91L193 93L192 92H190V91ZM207 91V93H206V91ZM214 92H213V91ZM220 92H218V91ZM25 91H27L26 92V94L24 93ZM45 91H47V89L45 90ZM71 91L74 93H72L70 96H69V98H68V96H67V98H66V96L65 95H68V94H70L71 93ZM110 91V92H109ZM112 91H114V92H112ZM119 91H124L125 93H123V96H124V94H127V95H125V97H126V100L125 101H128V100H130V99H132L131 101H128V102H125L121 97H123V96H121L120 94H122L121 92H119ZM175 91H176V93H175ZM181 91V94H179L178 92H180ZM199 91V92H198ZM229 91V92H228ZM34 92V93H33ZM37 92V93H36ZM68 92H70V93H67ZM127 92V93H126ZM130 92H133V93H131L130 94ZM144 92V93H143ZM148 92V93H147ZM173 92L174 94H172L171 95V93ZM184 92V93H183ZM190 92V95L188 94V93ZM197 92V93H196ZM213 94H212V93ZM222 92H224V95H223V93ZM246 92H249V93H246ZM10 93V94H9ZM36 93V94H35ZM38 93H40L38 96H37V94ZM43 93V94H42ZM53 93V94H52ZM64 94V93H66V94H64V96L62 95V94ZM187 93V94H186ZM208 93H210V94H208ZM216 93V94H215ZM217 93H218V95H217ZM28 94V97L27 96H24V95H27ZM29 94H31L30 95V99H27V98H29ZM56 96H55V95ZM119 94V95H118ZM132 94H133V96H132ZM139 94L141 95V97L139 96ZM183 94V95H182ZM192 94L194 95V96H197V100H201V101H197L196 100V97L195 98H193L192 97ZM212 94V95H211ZM233 95V96H231V98H230V95ZM249 96H247V95ZM41 95L43 96V97H41ZM52 95V96H51ZM55 97H54V96ZM112 95H113V97H112ZM145 96V98H144V96ZM174 95V96H173ZM185 95V96H184ZM202 95V96H201ZM204 95V96H203ZM208 95H210V96H208ZM213 95H214V97H213ZM219 95H221V96H219ZM223 95V96H222ZM228 95V96H227ZM237 95V96H236ZM243 95H244V97H243ZM35 97V96H37L34 100L33 99H31V97ZM63 96V97H62ZM121 96V97H120ZM132 96V97H131ZM180 96V97H179ZM210 98H208V97ZM65 97V98H64ZM125 97H123V98H125ZM129 97V98H128ZM131 97V98H130ZM137 97V98H136ZM182 97V98H181ZM199 97V98H198ZM204 97V101H203V98ZM216 97V98H215ZM223 97V98H222ZM229 97V98H228ZM240 97V98H239ZM248 98V100L246 99V98ZM256 97V96H255ZM112 98V99H111ZM116 98H117V100H116ZM122 100H121V99ZM128 98V99H127ZM133 98H136V100L135 99H133ZM188 98V99H187ZM189 98H191V101H190V99ZM218 98V99H217ZM226 98V99H225ZM233 98H235V99H237V100H243L244 101V103H243V101L241 102V101H235ZM245 98V99H244ZM249 98H250V100H249ZM0 99V100H1ZM36 99H37V101H36ZM149 99H150V101H149ZM209 99V100H208ZM216 99V100H215ZM13 102V103H11V101ZM31 100H33V107L31 106V104H32V102H31V104H29L30 103V101ZM59 100H61L60 98L58 99V101ZM61 100V101H62ZM109 100H111V101H109ZM142 100V101H141ZM147 100V101H146ZM184 100V101H183ZM188 100V102H186ZM192 100H196L195 102L194 101H192ZM206 100H207V102H209V103H211V104H209V103H206ZM214 100H215V102H214ZM233 100H234V103L232 104V102H233ZM245 100H246V102H245ZM23 103H22V102ZM29 103H28V102ZM34 101H36V102H34ZM60 101V102H61ZM108 101V102H107ZM143 101H145V102H143ZM182 101V102H181ZM231 101V102H230ZM249 101H251L252 102V106H251V103L249 102ZM24 102H26V103H24ZM109 102H111V104L109 103ZM121 102V103H120ZM123 102V103H122ZM134 102V103H133ZM136 102V103H135ZM140 102H142V103H145V104H141ZM168 102V103H167ZM183 102H184V104H183ZM186 102V103H185ZM194 103L193 105H191V103ZM227 102V103H226ZM239 102V103H238ZM241 102V103H240ZM248 102V103H247ZM3 103V104H2ZM7 103V104H6ZM17 103V104H16ZM18 103H21V104H23V105H21V104H18ZM79 103H77V104H79ZM96 103H97V105H99V106H97V107H94V106H96ZM109 103V104H108ZM117 103V104H116ZM126 103V104H125ZM170 103V104H169ZM176 103V108L177 107H179V108H177L178 110H180V108H181V110H183V112L184 111H186V112H184V115L185 116H187V119L189 120V118H191V117H193V116H195V117H201L202 115H205V113H206V110L209 112V111H211V110H209V109H212L211 107H213L214 109L211 111V112H209L208 114L211 116H209L208 114H206L205 116H202L201 118H203L202 120L204 121V122H211L210 124H208V123H206L207 125L205 126V127H199V128H197L195 131H193L194 130V128L193 129H191V131H186V127H189L190 125V123H189V121L188 120H184V122L182 123V121H183V119L184 118H180V117H176L175 118V116H174V114H172L173 112H172V109L170 108V106L171 105H174ZM198 103V104H197ZM200 103H204V106L203 105H201L200 106ZM222 103V104H221ZM243 103V104H242ZM250 103V104H249ZM5 104V105H4ZM12 104V105H11ZM25 104V105H24ZM28 104H29V106H28ZM66 105V104H68V102L66 103V101L65 102H63V104L61 103V104H58L59 106H58V109H59V113L60 112H62L63 110L66 112V113H62V114H68V112H73L74 110H77L76 109V107H74V106H76L75 104H73V102H71V103H69L70 105H66V106H63V107H66V109L67 110H65V108H62V107H60V105L62 106V105ZM73 104V105H72ZM88 104H89V102H88ZM125 104V105H124ZM128 104L130 105V106H128ZM151 104V105H150ZM187 105V107H184V105ZM207 104V105H206ZM236 104H239V105H236ZM250 105L252 108H250V107H248V106H245L246 107V109L247 108H250V109H247L246 111L244 110L245 109V107H244V105ZM14 105V106H13ZM16 105H21V107L20 108H22V110L20 109V108H18V109H16ZM86 105V106H85ZM108 105V106H107ZM110 105V106H109ZM118 105V106H117ZM145 105H147L148 107H146ZM195 105V108L194 107H192V106H194ZM206 105V106H205ZM218 105V106H217ZM219 105H221V107L219 106ZM235 105L236 107H233V106ZM243 107H242V106ZM253 105H256V107L257 108H254L255 106H253ZM258 105V106H257ZM16 106V107H15ZM26 108H25V107ZM30 106H31V108L33 109H31L30 108ZM69 106L70 107H72L71 109L73 110H71L70 108H69ZM102 106V107H101ZM103 106H107L106 108L105 107H103ZM134 106H136V107H134ZM141 106H143V107H141ZM151 106H153V107H151ZM182 106V107H181ZM199 106V107H198ZM203 106V109L201 108ZM209 106V107H208ZM211 106V107H210ZM215 106V107H214ZM222 106H227V108L226 107H222ZM241 106V107H240ZM14 107V110H12V108ZM23 107H24V109H23ZM30 108V111H32L31 113L30 112H27V110L29 111V108ZM81 107H79V108H81ZM113 107H115V111H114V108ZM119 107H121V108H119ZM131 107V108H130ZM135 109H134V108ZM138 107H140V108H138ZM167 107V108H166ZM190 107H192V108H190ZM208 107V108H207ZM218 107V108H217ZM230 107V108H229ZM240 107V108H239ZM264 107V106H263ZM263 107H262V113H264V109H263ZM98 110H97V109ZM101 108V109H100ZM108 108H110V109H108ZM113 108V109H112ZM124 108V109H123ZM127 108H129V110L127 109ZM133 108V109H132ZM136 108H138L139 109V111H137L138 109H136ZM143 108V109H142ZM149 108L150 109V111H148L147 109ZM186 108V109H185ZM190 108V109H189ZM199 108V109H198ZM216 108V109H215ZM220 108V109H219ZM224 108V109H223ZM232 108H234V109H232ZM237 110H236V109ZM241 108H242V110L243 111H241ZM244 108V109H243ZM20 109V110H19ZM93 109V110H92ZM104 109H106V111L108 112V113H110V114H108ZM124 110V111H121V110ZM126 109V110H125ZM130 109H132V111H130ZM141 109V110H140ZM145 109V110H144ZM152 109V110H151ZM163 110V111H161V110ZM167 109V110H166ZM189 109V110H188ZM192 109H194V110H192ZM197 109H198V111H197ZM206 109V110H205ZM238 109H240V111L238 110ZM254 109H256V110H254ZM16 110V111H15ZM17 110L19 111L18 112V114H17ZM70 110V111H69ZM96 112H95V111ZM102 110H104V111H102ZM111 110V111H110ZM118 110V111H117ZM171 110V111H170ZM201 112H200V111ZM202 110H203V112H202ZM214 110H215V112H214ZM217 110H219V111H217ZM231 110V111H230ZM233 110V111H232ZM235 110V111H234ZM20 111H21V113H22V111H23V113L21 114L20 113ZM24 111H26L25 113H24ZM63 111V112H64ZM92 111H94V112H91ZM97 111H99V112H97ZM100 111H101V113H100ZM120 112V113H117V112ZM161 111V112H160ZM197 111V113L198 114H196L195 112ZM217 111V112H216ZM228 111H230V112H228ZM13 112V113H14ZM78 112V111H77ZM75 113V116H78V117H82V116H85V114H86V116L88 115L86 112H80V113ZM105 112V113H104ZM115 113V115L114 114H112V113ZM122 112H124V113H122ZM136 112V113H135ZM149 112H151V114L149 113ZM163 112V113H162ZM168 112V113H167ZM188 112H190V114L188 113ZM200 112V113H199ZM215 113V117H217V115L219 116L220 114H221V116H219L220 118L222 117V119H220L219 118V120L217 119V118H215L214 116H213V114H210V113ZM223 112V113H222ZM225 112V113H224ZM229 114H228V113ZM234 114L235 113V115H232V113ZM240 112V113H239ZM26 115V116H22L21 117V115ZM29 113V115H27ZM95 113V114H94ZM104 113V114H103ZM138 114V116L137 115H135V114ZM139 113H141L142 114V117L140 116L141 114H139ZM160 113H162V114H160ZM166 113V114H165ZM187 113V114H186ZM192 113H194L193 115H192ZM219 113V114H218ZM227 113V114H226ZM61 114V115H62ZM76 114H78V115H76ZM93 114V116L94 117H92L91 115ZM99 114V115H98ZM116 114H118L117 116H116ZM124 114V115H123ZM126 114V115H125ZM172 114V115H171ZM201 114V115H200ZM217 114V115H216ZM20 115V116H19ZM74 114H72L71 115V117H75V116H73ZM103 115V116H102ZM107 115H109V116H106ZM130 115V116H131ZM167 115H168V117H167ZM183 115V116H184ZM189 115V116H188ZM225 115H229L230 117H231V119H230V117L228 116V117H225ZM34 116V118L33 119H35L34 121H33V119H32V117ZM91 116V117H90ZM112 116H115L114 118H112ZM123 116V117H122ZM124 116H126V118L124 117ZM136 116H137V119H136ZM163 116H166V118L165 119H169V121H173L174 120V122L175 121H178V124H177V122L176 123H172L171 124V122H168L167 120H165L164 118H163ZM209 116V117H208ZM233 116H235V118L237 117V120L233 117ZM245 116H247V118H246V121L244 120V118H245ZM251 116V115H250ZM16 117V118H15ZM19 117H21L22 118V120L19 118ZM24 117V118H23ZM28 117V122H26L27 120L25 119V118H27ZM29 117H31V120H32V122L33 123H35L34 125H33V123H32V125H31V122L29 123V121H31L30 120V118ZM101 117V118H100ZM104 117H106V119L104 118ZM150 117H155L154 118V121H153V119L151 118V119H149ZM195 117H193L194 119H198L199 120V118L197 117V118H195ZM208 117V118H207ZM216 119V120H214V118ZM241 117V118H240ZM243 117V118H242ZM3 118V119H2ZM20 120H19V119ZM94 119V121H96L97 123L99 122L97 119ZM112 118V119H111ZM123 118V120L121 121V119ZM148 119V120H146V119ZM175 118V119H174ZM201 118H200V120H201ZM209 118H212L211 120L209 119ZM232 118H233V120H232ZM250 118V119H249ZM75 119V118H74ZM74 119H70V120H73L74 122L76 121V120H74ZM141 119L142 120H144L142 123H141ZM156 119V120H155ZM164 119V120H163ZM173 119V120H172ZM204 119H206V121L204 120ZM209 119V120H208ZM225 119V120H224ZM15 120L17 121V123H18V127H16V124L17 123H15ZM109 120V121H108ZM131 120L133 121V122H131ZM134 120H136V123H134ZM152 120V121H151ZM162 120V121H161ZM208 120V121H207ZM221 120H223V121H221ZM231 120V121H230ZM247 120H249V121H247ZM7 121L10 123H7ZM12 123H11V122ZM62 121V120H61ZM140 121V122H139ZM167 121V122H166ZM186 121H188V122H186ZM193 121H195V120H193ZM232 121H234V123L232 122ZM237 121V122H236ZM242 121V122H241ZM25 122H26V124H25ZM73 122V123H74ZM95 122V123H96ZM130 122H131V124H130ZM148 122V123H147ZM214 122H217V124L216 123H214ZM218 122L220 123V124H218ZM222 122V123H221ZM260 122H262V123H260ZM24 124V125H21V124ZM96 123V124H97ZM103 123V124H104ZM137 123H139L138 125L141 127V128H143V125H144V127L145 128H143V129H141L138 125H137V127H139L140 129V132H139V130L138 129H135V125L137 124ZM144 123V124H143ZM157 123H160V126H159V124H157ZM166 123V124H165ZM167 123H169L168 125H167ZM182 123V124H181ZM189 123V124H188ZM214 123V124H213ZM227 123H228V125H227ZM231 123V124H230ZM7 124H9V125H7ZM12 124H15V126H13ZM116 124V125H115ZM132 125V127H130V125ZM146 124H148V125H146ZM151 124V125H150ZM154 124V125H153ZM170 124H171V126H172V128H174L175 129V131H173L174 129H172L171 128V126H170ZM177 124V125H176ZM179 124H181V125H179ZM184 124H187V125H185L186 127H183L184 126ZM233 124V125H232ZM246 126H245V125ZM20 125L22 126V128H23V130H25V132H27L26 130L28 129L29 130V132L31 131V133H32V135H31V133H29V132H27L28 133V135H29V137H28V135H27V133H26V135H25V132L20 128ZM25 125H28V126H25ZM77 125V124H76ZM129 125V126H128ZM142 125V126H141ZM166 125H167V127H166ZM183 125V126H182ZM217 125V126H216ZM219 125H221V127L222 128H219L220 126ZM222 125H224V126H222ZM226 125V126H225ZM229 125H231L230 127H229ZM6 126H9L8 127V129H7V127ZM11 126H13L12 128H11ZM25 126V127H24ZM35 126V127H34ZM39 126V127H38ZM45 126V125H44ZM77 126H79V125H77ZM127 126V127H126ZM134 126V127H133ZM146 126H147V128H146ZM175 126V127H174ZM214 126V127H213ZM215 126L216 127H218V129L216 128V130H215ZM240 127V129L238 128V127ZM244 126V128H242ZM248 126V127H247ZM16 127V128H15ZM129 127V128H128ZM136 127V128H137ZM149 127V128H148ZM155 127V128H154ZM156 127H157V129H156ZM168 127H170V128H168ZM183 127V128H182ZM223 127H224V129H223ZM229 127V128H228ZM232 127H234L235 128V130H234V128H232ZM257 127H259V128H257ZM5 128V129H4ZM37 128V129H36ZM133 129V131L132 130H127V129ZM151 128V129H150ZM153 128V129H152ZM159 128H160V130H159ZM166 128V129H165ZM184 128H186V129H184ZM203 128V129H202ZM206 128H208V129H206ZM210 128H211V131H210ZM214 128V129H213ZM236 128H237V131H236ZM250 128V129H249ZM257 128V129H256ZM17 129H19V130H17ZM33 129H35V130H33ZM39 129V130H38ZM79 129V131H81V128H78ZM116 129H117V131H116ZM126 129V130H125ZM135 129V130H134ZM145 129V130H144ZM146 129H148V130H146ZM155 129H156V131H155ZM169 129H171V130H169ZM180 129V130H179ZM201 129V130H200ZM212 129H213V131H212ZM222 130V131H220V130ZM252 129V130H251ZM15 130H17V131H19L18 133L15 131ZM23 131V133H22V131ZM110 130V131H109ZM127 131V133H126V135H125V133L123 132V131ZM145 132H144V131ZM150 130V131H149ZM152 130H154L155 132H152ZM167 132H166V131ZM183 130V131H182ZM184 130H185V132H184ZM215 130V131H214ZM238 130H239V132H238ZM244 130V131H243ZM21 131V132H20ZM162 131V132H161ZM218 131V132H217ZM229 131V132H228ZM246 131H248V132H246ZM261 131H263V133H260ZM3 132H5V133H3ZM12 132H14V133H12ZM37 132V133H36ZM39 132V133H38ZM41 132H42V134H41ZM122 132V133H121ZM137 134V135H131V134ZM137 132H139V133H137ZM141 132H143V133H145L146 135H148L149 134V136H147L148 138L149 137H151V136H154V138H150V140L148 141V138H145L146 137V135L144 134H142ZM147 132V133H146ZM150 132V133H149ZM172 132H173V134H174V136H173V134H172ZM183 132L185 133V134H183ZM186 132L188 133L187 135H186ZM190 132V133H189ZM191 132H192V134H191ZM193 132H196V133H193ZM210 132H212V133H210ZM218 133V134H215V133ZM219 132H221V134L219 133ZM228 132V133H227ZM231 132V133H230ZM232 132H233V134H232ZM235 132H236V134H237V132L239 133V134H237V135H239V136H237L236 134H235ZM22 133V134H21ZM100 133H103V132H100ZM129 133H131V134H129ZM151 133H154V134H152V135H150ZM157 133H159V134H157ZM164 133V134H163ZM165 133H167V134H165ZM170 133L172 134V135H170ZM197 133H200V134H197ZM206 133V134H205ZM225 134V137H223L222 136V138H219V136L221 137V135L222 134ZM244 133H246L245 135H244ZM18 134H21V135H18ZM33 134H35L36 136H34ZM40 136H39V135ZM124 135V137L122 136V135ZM157 134V135H156ZM170 136H169V135ZM183 134V135H182ZM193 134H195L194 136H193ZM208 134V135H207ZM227 134H229L228 135V138H229V141H227L228 139H227ZM25 135L26 136V138H32V140H31V138L29 139L30 140V144L31 143H33L34 145H35V147H36V149H38V150H36V151H33L32 149L30 150V148L29 147H31V146H26V145H23V143L22 142H20V141H18L17 139L18 138H22V139H25V136L23 137V136ZM43 135V136H42ZM87 135V134H86ZM89 135L91 136V133H89ZM89 135L88 136H86L85 137V133H84V136L82 135V137H78V136H81L80 134H78L74 139H72V140H69V141H72V142H69V148L70 149H72V147H73V145H71L70 143H72V144H75L76 143V145H74V146H76L77 148L78 147H80V145L79 144H84L85 142H87L86 140H88L89 139ZM104 135V134H103ZM114 135V136H113ZM116 135H117V137H120V138H122V139H119V138H117L116 137ZM129 136V137H126V136ZM131 135V136H130ZM158 135L161 137L162 135H163V139H164V137H165V141L166 142H163V140H162V137L161 138H159L158 137ZM165 135V136H164ZM167 135V136H166ZM175 135L177 136V138L175 139ZM179 135H180V137H179ZM184 135H186L187 136V138H188V140L189 139H194V138H197V140L199 141L198 143L196 142V140L194 141V142H196V144H198V145H201V143H202V145H203V143L206 145L203 149H199V152H197V153H195V156L198 154L199 156V158L196 156V158H194L195 156H194V154H190V153H194V152H196L195 150L193 151V149H194V147H193V149H192V147H187L186 149H189L190 151H188V150H184V149H182L181 148V146L179 145V144H181V145H184V144H182L183 142H185V141H183V137H185ZM189 135H190V138H189ZM198 135V137H196ZM201 135V136H200ZM216 135H219V136H217L216 138H214ZM235 137H234V136ZM241 135H244V136H246V137H244V136H242L241 138H244V139H246L247 141H243V140H239V139H241L240 138V136ZM9 138H8V137ZM13 136V137H12ZM22 136V137H21ZM32 136H34V137H32ZM37 136H39V137H43L44 138V136L46 137V138H44V139H42L41 138V140H40V138L38 137V138H36ZM64 136V137H63ZM122 136V137H121ZM142 136V137H141ZM145 136V137H144ZM156 136V137H155ZM174 138H173V137ZM232 138V136L235 138V139H237V140H234V138L230 141V137ZM236 136H237V138H236ZM12 137V138H11ZM16 137H17V139H16ZM61 137H63V138H61ZM85 137V138H84ZM132 137H136V138H141V139H136V141H138V142H136V145L134 144V142H135V139L133 138V142L131 141L130 142V140L132 139ZM159 138V140H158V138ZM170 138L171 137V139H167V138ZM249 137V139H250V141H249V139H247ZM49 138H52L51 140L49 139ZM62 140H61V139ZM78 138V139H77ZM84 139V140H82V139ZM123 138H125V141H124V139ZM126 138H127V140H126ZM129 138V139H128ZM144 138H145V140H144ZM178 138H179V140H178ZM208 138V139H207ZM209 138L211 139V138H213V140H216L217 139V148L219 147V146H221V147H219L218 149L219 150H221V151H224L225 152V150L224 149H227L231 154H233V157H228V158H225V159H223V161H224V163L222 162V164H221V167H219L220 166V164L219 165H217V164H215L214 162H213V160H214V158L212 159L211 158V153L210 154H208V155H206V156H204V155H201L202 153H200V151L201 150H203V152L205 151V153H209L208 152V145L207 144H209L208 143V141H209ZM218 138H219V140H220V143H219V140H218ZM58 139V140H57ZM61 141H64V142H62L61 144H63V145H61L60 144V140ZM77 139V140H76ZM123 140V141H119V140ZM143 139V140H142ZM182 139V140H181ZM193 139H192V141H193ZM227 139V140H226ZM253 139V140H252ZM255 139V140H254ZM37 140H39V141H37ZM44 140V141H43ZM56 140V141H55ZM74 140V141H73ZM90 140V139H89ZM145 141V142H143L142 143V141ZM158 142H160L161 140V143L162 144H160V143H158ZM176 140H178L177 142L179 143H176ZM183 141L182 143L181 142H179V141ZM223 140H225V141H227V142H225V141H223ZM241 142V144H240V142ZM17 141V142H16ZM46 141V142H45ZM48 141V142H47ZM84 141V142H83ZM146 141L148 142V145H149V143H150V145L149 146H151L152 145V148H154V149H152L151 147L149 148L148 146H146L147 145V143H146ZM191 141V140H190ZM221 141H222V143H223V145H222V143H221ZM233 141V142H232ZM236 141L238 142V143H236ZM249 141V142H248ZM252 141V142H251ZM7 142H5V144H3V142H2V144H0V145H4L3 146V148H1V149H4L2 152H0V153H4V152H8V149H7V147L9 146V142L7 143ZM19 142V143H18ZM45 142V144H43ZM51 142H52V144H51ZM129 142H130V144H129ZM139 142H141V143H139ZM151 142H154V143H152L151 144ZM213 142H216V141H213ZM230 142H232V143H230ZM254 142V143H253ZM37 145H36V144ZM58 143H59V147L62 149V147H63V149H62V151H61V149H59V147H58ZM125 145H124V144ZM131 143H132V145H131ZM166 143V144H165ZM170 143H171V141H170ZM186 143V142H185ZM200 143V144H199ZM226 143V144H225ZM229 145H228V144ZM236 145V147L234 146V144ZM243 143L246 145V149H245V146H244V148H243ZM8 144V145H7ZM40 144V145H39ZM56 146H55V145ZM128 146H127V145ZM146 144V145H145ZM158 144H160V145H158ZM165 144V145H164ZM195 144V146H197ZM233 144V145H232ZM239 144V145H238ZM261 144V145H260ZM19 145V146H18ZM71 145V146H70ZM117 145V146H116ZM121 145V146H120ZM130 145V146H129ZM134 145L136 146V147H134ZM139 145V146H138ZM142 145H145L144 146V152H146L145 154H143L142 155V153H144L143 151H140V150H142L141 148L143 147ZM163 145V146H162ZM180 147H179V146ZM226 145V146H225ZM228 145V146H227ZM249 145V146H248ZM39 146V147H38ZM41 146V147H40ZM43 146V147H42ZM125 146V147H124ZM137 146H138V148H137ZM162 146V148H160ZM191 146V145H190ZM223 146V147H222ZM257 147V148H259V149H257V148H255V147ZM44 147H46V149L44 148ZM56 147V149H54ZM128 147V148H127ZM130 147V148H129ZM139 147H141V148H139ZM146 147H148V148H146ZM167 147H168V145H167ZM199 148H202L203 146H198ZM226 147H228V148H226ZM240 147V148H239ZM247 147H248V149L250 150L249 151V153H248V149H247ZM252 147V148H251ZM32 148H33V146H32ZM48 148H50V149H48ZM76 148V149H77ZM115 148V149H116ZM133 148V149H132ZM156 148H159L158 150H157V152H156ZM179 148H181L182 149V151H180V154H179ZM191 148V149H190ZM233 148V149H232ZM236 148V149H235ZM239 148V149H238ZM253 149V150H251V149ZM29 149V150H28ZM34 149V148H33ZM41 149V150H40ZM45 149V150H44ZM57 149H59L58 151L60 152V153H58V151H57ZM127 149V150H126ZM133 151H132V150ZM136 149V150H135ZM138 149V150H137ZM140 149V150H139ZM151 150L152 152H153V154H152V152L150 153V151L149 150ZM165 149H166V147H165ZM177 150L178 151V153H176L177 151H175V150ZM207 151H206V150ZM27 150V151H26ZM43 150V151H42ZM51 152H50V151ZM56 152H55V151ZM124 150V151H123ZM129 150V151H128ZM156 152H154V151ZM234 150V151H233ZM237 150H239L238 152H240V153H237ZM258 150V151H257ZM1 151V150H0ZM29 151V152H28ZM41 151H42V153H41ZM52 151L53 152H55V153H52ZM136 151V152H135ZM174 151V152H173ZM188 151V152H187ZM244 151H247V153L246 152H244ZM252 151H256L254 154L252 153ZM263 151V152H262ZM46 154H45V153ZM121 152H126L125 154H124V156L126 155V157H125V161H124V156H123V153H121ZM131 152H133V155H132V153ZM135 152V153H134ZM244 152V153H243ZM261 152V153H260ZM30 153V154H29ZM50 153V154H49ZM62 153L64 154V155H62ZM156 154V156H155V154ZM181 153H183V154H181ZM190 155H189V154ZM200 153V154H199ZM234 153H236L235 154V156H234ZM54 154V155H53ZM122 154V155H121ZM128 154H129V157H128ZM148 154H151L152 156L150 157V155H148ZM185 154V155H184ZM187 154L189 155V156H191V157H189V156H187ZM220 154H222V152L220 153ZM240 154H242V158L240 159L239 158V156H241ZM243 154H244V156H243ZM248 154V155H247ZM254 155V156H252V155ZM255 154H257V156L259 155V154H261V155H259V158L261 157V158H263V159H260V160H258V162L255 160L256 159V155ZM26 155V156H25ZM56 155H58V156H56ZM66 155V156H65ZM116 155V156H117ZM183 155V156H182ZM201 155V156H200ZM263 155V156H262ZM29 156V157H28ZM47 156V157H46ZM50 156V157H49ZM53 156H55L54 157V159L53 158H51V157H53ZM64 156V160H65V162H64V160H63V157ZM83 156H85L84 158H83ZM133 156V157H132ZM135 156H137V157H135ZM177 156V157H178ZM185 156H187V158H185ZM230 156H232V155H230ZM45 157V158H44ZM57 157V158H56ZM59 157H61L60 159H59ZM71 157V158H70ZM130 157H132V158H134L133 160L132 159H130ZM172 157V158H173ZM176 157V158H177ZM202 157H204L203 159H202ZM235 157H237L236 159H235ZM246 158L245 160H244V158ZM252 157V158H251ZM254 157V158H253ZM51 158V159H50ZM67 158V159H66ZM179 157H178V159H180ZM189 158V159H188ZM194 158V159H193ZM233 158V159H232ZM239 158V160H237ZM247 158H249V159H247ZM48 159V160H47ZM50 159V160H49ZM55 159H57V160H55ZM63 161H62V160ZM69 159H71V160H69ZM184 161H183V160ZM197 159V160H196ZM120 160H123V161H120ZM129 160H132V161H130L129 162ZM191 160V161H190ZM194 160V161H193ZM232 162H231V161ZM237 161V165H236V162H233V161ZM242 161V162H240L239 163V161ZM245 161V167L244 166H241L242 165V163L244 164V161ZM250 160H251V162H250ZM55 161H57V162H55ZM60 161V163L59 164H57L58 162ZM63 163H62V162ZM150 161V162H149ZM185 161H188V162H186L185 163ZM189 161H190V164H189ZM194 163H193V162ZM229 163H228V162ZM253 161L254 162H257V164L256 163H253ZM84 162V161H83ZM98 162V161H97ZM126 162V163H125ZM149 162V164H147ZM250 162V163H249ZM113 163H112V165H113ZM125 163V164H124ZM192 163H193V166L191 167L190 165H192ZM197 163V164H196ZM234 163L235 165H236V167H238L237 168V170H236V168L235 167H231V166H235V165H232V164ZM239 163V164H238ZM247 163V164H246ZM262 163V164H261ZM24 164V163H23ZM22 164V165H23ZM24 164V165H25ZM40 164V163H39ZM68 164V165H67ZM91 164V165H90ZM97 164V167H95L94 165H96ZM131 164V165H130ZM133 164V165H132ZM168 164H169V162L167 161V162H164L161 166H159V168L158 169H155V168H153L151 171H150V173H152V175L150 174V176L147 178L146 177V179H145V177H141L140 179H138L136 176L134 177V176H129L130 174H128L127 176H126V178H128V185H126L125 187H123L126 191H127V193L129 192V195L130 196H132L133 195V197H130L129 195L126 197V203L128 204V205H130V203H131V205H132V203H134L135 204V202H137V207L140 209V210H142V211H144L145 210V212L146 213H153V214H155V215H157V217H161V215L162 216H164V217H166L167 218V214H165V213H162V212H160L159 210H162V208H158L157 207V205L154 203L155 202V200L157 201L158 199H160V197H161V194H164V195H170V198H174L175 196H174V191H164V185H162L163 183H164V181H166L167 179H168V177H171V176H175V175H178V168H174L172 171H171V169H169L168 168ZM187 164L189 165V166H187ZM194 164H195V166H194ZM199 164V168H198V166H196V165H198ZM208 164V165H207ZM215 164V165H214ZM223 164H224V166L226 167H224L223 166ZM228 164V165H227ZM241 164V165H240ZM20 165H21V163H20ZM19 165V166H20ZM37 165V164H36ZM67 166V168H65L66 166ZM73 167H72V166ZM99 165H102V164H99ZM191 167V168H193V167H197V169H195V168H193V169H188L187 167ZM204 165V166H203ZM214 165V166H213ZM242 168L241 169V171L239 172V166ZM247 165H248V167L250 168H248V169H246V167H247ZM65 166V167H64ZM216 166V167H215ZM218 166V167H217ZM227 166H229V167H227ZM166 169H165V168ZM255 167V168H254ZM52 168V169H53ZM126 168L128 169V170H126ZM133 168V167H132ZM218 168V169H217ZM224 168H225V171H224ZM229 168H231V169H229ZM243 168H245L244 170H243ZM251 168H252V170H251ZM162 169V170H161ZM167 169H169L168 170V172H167ZM177 169V170H176ZM211 169V170H210ZM212 169H213V171H212ZM55 170V169H54ZM69 170H71V171H69ZM165 170V171H164ZM175 170V171H174ZM191 170V174L188 172V171H190ZM200 171V173L198 174V171ZM206 170V171H205ZM208 170V171H207ZM222 170V171H221ZM228 170V171H227ZM236 172H235V171ZM245 171L246 172V170H247V172L245 173V172H243V171ZM75 171V172H74ZM170 171H171V173H173V174H171L170 173ZM193 171H194V174H195V176H193L194 174H193ZM197 171V172H196ZM201 171H202V173H201ZM205 171V172H204ZM210 171V172H209ZM212 171V172H211ZM229 171H233L234 172V175L233 174H231L230 175V178H229V176H228V174H230V172ZM249 171V172H248ZM251 171V172H250ZM254 171H256V172H254ZM164 172V173H163ZM196 172V173H195ZM209 172V173H208ZM219 172H221V173H219ZM223 172V173H222ZM228 172V173H227ZM238 172H239V175H237L238 174ZM99 173V174H98ZM130 173V172H129ZM154 173V174H153ZM157 173H158V175H157ZM161 173V174H160ZM213 173V174H212ZM236 173V174H235ZM242 173V174H241ZM248 173V174H247ZM259 173H261V174H259ZM263 173V174H262ZM55 174L57 175V173H56V171H55ZM162 174H164V176L162 175ZM166 174H167V176H166ZM168 174H170L171 176H168ZM175 174V175H174ZM193 174V175H192ZM201 174H208V175H210L209 176V182H207L208 180H205L204 178H200L199 176H201ZM220 174V175H219ZM256 174V175H255ZM80 175V176H79ZM82 175V176H81ZM87 177V180H90V181H88V183H87V180H85L86 178L84 177ZM95 175H99V176H97V178H96V176ZM160 176V177H154V176ZM212 175H214V176H212ZM216 175H218V176H216ZM221 175H223V176H221ZM227 175V176H226ZM253 175H255V176H253ZM257 175H259L258 177H256ZM94 176H95V178H94ZM145 176V175H144ZM163 176V177H162ZM166 176V177H165ZM217 177V179H211V177ZM226 176V177H225ZM244 176V177H243ZM249 177V178H247L246 179V177ZM260 176H263V177H261L260 178ZM193 177H195V178H193ZM218 177H220V178H218ZM234 177H236V178H234ZM243 179V180H241V178ZM253 177V178H252ZM82 178H84V179H82ZM103 179V180H100V179ZM134 178H135V180H134ZM152 178L154 179V180H152ZM193 178V179H192ZM198 178H199V180H198ZM227 178V179H226ZM239 178V179H238ZM257 178H258V180L259 181H257ZM260 178V179H259ZM98 179L101 181V183H100V181H99V184H101L102 185V187H104V188H102L100 185H98V183H96V181L98 182ZM158 179V180H157ZM159 179H161V180H159ZM190 179L192 180V181H190ZM202 179H203V181L205 180L206 182H204V183H202ZM231 179H232V181H233V179H235L234 180V183H235V185H234V183L231 181ZM238 179V180H237ZM253 179V180H252ZM106 180H107V182H106ZM126 180V179H125ZM137 180V181H136ZM149 180V181H148ZM155 180H157V181H155ZM214 180V181H213ZM241 180V181H240ZM245 180V181H244ZM249 182V183H247V181ZM263 180V181H262ZM84 181H86L85 183H84ZM127 181V180H126ZM139 181V182H138ZM163 181V182H162ZM83 182V183H82ZM91 182V183H90ZM129 182H131V183H129ZM152 182V183H151ZM153 182H155V184L153 183ZM167 182V181H166ZM237 182H239L240 184H241V188L239 187L240 186V184L239 183H237ZM259 182V183H258ZM263 182V183H262ZM195 183V182H194ZM231 183H232V186H231ZM244 183V184H243ZM91 186H90V185ZM127 184V183H126ZM130 184V185H129ZM165 184V183H164ZM247 184V185H246ZM253 184V185H252ZM255 184H256V186H255ZM259 184V186H260V188H259V186H257ZM136 185H138V187L136 186ZM155 185V186H154ZM244 185H246V186H248V188L245 186L244 187ZM90 186V187H89ZM98 186H100V188L98 187ZM136 186V187H135ZM148 186V187H147ZM150 186V187H149ZM163 186V187H162ZM191 186V187H190ZM202 185H201V187H203ZM141 187H143V188H145V189H148L149 188V190L151 189V190H154V188H156L155 189V194H153V196H150L149 197V195H147L149 198H147V196H146V194L145 195H142V198L141 199H138L136 196H135V194L137 193V192H139L138 190L141 188ZM237 187H239V188H237ZM249 187H251V191H252V189H253V193L249 190L250 188ZM254 187V188H253ZM263 187H264V185H263ZM107 188V189H106ZM138 188V189H137ZM161 188V189H160ZM235 188L236 189H238V190H235ZM242 188H244V191H246V193H244V191L242 192ZM104 189H106V190H104ZM180 189H182L181 191H180ZM193 189V190H192ZM233 189V190H232ZM255 189V190H254ZM133 190V192L131 193V191ZM157 190H163V191H161V192H159L158 193V191ZM241 190V191H240ZM235 191H237V192H235ZM251 192V193H248V192ZM107 192V193H106ZM263 192H262V194H263ZM88 193H89V191H88ZM180 193H181V195H180ZM242 193V194H241ZM158 195V196H157ZM160 195V196H159ZM248 195V196H249ZM135 196V197H134ZM154 196L156 197V199L154 198ZM163 196V195H162ZM131 199H130V198ZM134 198H136V201L134 200ZM133 199V200H132ZM133 201V202H132ZM138 202H139V204H138ZM130 205V206H131ZM138 205H140V206H138ZM149 206V207H148ZM142 207V208H141ZM153 207V208H152ZM149 208V209H148ZM157 208H158V212H157ZM154 209V210H153ZM156 209V210H155ZM153 211V212H152ZM110 213V218L112 219L113 218V215H118V216H122V217H124L125 215H123L121 212H118V211H110L109 212ZM157 213V214H156ZM166 218H164V221L165 222H167V219ZM161 219H163V217H161ZM178 220H179V218H177ZM172 220V219H171ZM163 221V223H165ZM166 224L168 225V223H165V227L167 228L168 226H166Z\"/></svg>",
    "mask_w": 264,
    "mask_h": 264
}]
</instances>
